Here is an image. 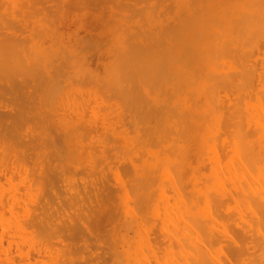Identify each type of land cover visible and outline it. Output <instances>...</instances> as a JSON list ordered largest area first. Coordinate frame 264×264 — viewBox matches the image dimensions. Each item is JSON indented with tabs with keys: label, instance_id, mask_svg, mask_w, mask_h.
Here are the masks:
<instances>
[{
	"label": "rangeland",
	"instance_id": "374dc122",
	"mask_svg": "<svg viewBox=\"0 0 264 264\" xmlns=\"http://www.w3.org/2000/svg\"><path fill=\"white\" fill-rule=\"evenodd\" d=\"M2 1H0V26H2L0 28L1 29L4 28V29H2L0 31V35H1L0 36V42L2 40L5 43V41L7 40L6 41L7 43L2 45V46L5 45L6 51H5V49L0 48L1 50H4V51L0 52V56L5 58L4 59V58L0 57V59H1L0 60V125L2 126L1 128L5 127V129L4 128L3 129L7 130V131H4L3 129L0 128V132H1V130L3 132V134L1 132L2 136H0V141L2 140L1 141L2 145L0 144L1 145L0 146L1 147L0 148V219H1L0 220V233H1V228L3 230V233L0 234V241H1L0 242V264H117V263L118 264H148V263L152 264L150 262L152 260H153L152 262L154 264H204L205 262H206L205 264H208L209 262L212 264H219V262H220V264H226V263L227 264H250L248 262L251 259H252L251 261H253V259H254V262H252L251 264H255L256 259H257L256 264H264V249H263V246H264V243H263V241H264V229H263L264 228L263 227V225H264V214H262V213H264V211L263 212L261 211V209H263L264 206L260 207V205H258L260 200H261L260 204L261 203H262L261 205L264 204V189H263L264 184L262 186V184L261 183L258 184V181H257V180H259L260 182L264 183V155H263L264 154V145H262V143H264V140L262 141V139H264V136H263L264 130H262L264 127V123H262L264 121V115L262 113H260L259 110H257V108H258L257 106H259V108L261 109V112H264V110H262L264 108V107L262 108V106L264 105L263 104L264 100L261 98V96L256 95V93H257L256 91H261V90L263 91V88H264L262 85V83L264 84V77L262 76L264 74L258 73L260 71L264 72V70H263L264 69V66H263L264 61L262 62L263 65H261L258 61V60H260V62H261L262 60H264L263 59V55H264V52H263V50H264V43H263L264 42L263 41L264 31H262V33H261V31H259L261 35L257 34L259 32H257V33L255 32L256 34H254L253 33L254 30L256 29V31H257V28H258V30H261V28H259V27L262 25L261 24L260 25L258 24L259 26L256 24L252 25L254 23L252 21H255V22L257 21V19H256L257 17L253 18L254 17L253 14H255L257 12L256 6H257L259 0L257 3H256L257 0L256 1L255 0H240V2H239V0H234L235 3L233 2V0H227V1L226 0H219V1L218 0L217 1L216 0H214V1H211V0H206V1L205 0H190V1L189 0H187V1L186 0H172L171 1L170 0L171 2H169L168 0H161V1L160 0H151V1L150 0L149 1L144 0L145 3H143L144 2L143 0H128V2H127V0L126 1L124 0L123 2L126 4L121 3V2L119 3L122 6H126V8H124V9H122L123 8L122 6H120L122 8L118 7L119 5H117V2H119V0H113L111 2H109L110 0L109 1L108 0H101V2H100V0H96V1L95 0H91V1L90 0H35L36 2L34 0H30V1L29 0H22V1L18 0L19 2L21 1L20 3L17 0H12V2H11V0H2ZM7 1H9V2H7ZM23 1L24 2L29 1V2L22 4ZM31 1H33V2H31ZM97 1H98V3H97ZM134 1H136L137 3ZM158 1H159V3H157ZM191 1L193 4H194V2L197 3V6L195 3V6L197 8H199L201 6H204V8H205L206 5L207 6L208 5L211 6L212 4L213 5L211 7L208 6V9L205 8L206 12L203 10V7H202V12H199V11H201V9L199 8L197 11V12H199V14L197 12H195V15H194V13H189V12L194 11L192 9L193 4L191 3ZM220 1H222V2L225 1V2H223V4H222ZM250 1L252 3H254L253 6H251L252 3ZM16 2H18V3L15 5ZM95 2H96V5H95ZM133 2H134V4H133ZM153 2H156V3H154V5H152ZM212 2H215V3H212ZM36 3H38V6ZM102 3L103 4L105 3V5H103ZM146 3H148V4H146ZM169 3H171V5ZM5 4H6V6H5ZM9 4H10V6L11 5H13V6L10 7ZM228 4H229V6H228ZM22 5L24 7L26 6L25 7L26 9H24ZM222 5H224V6H222ZM244 5L248 8L244 7ZM248 5L251 7L249 8ZM16 6L17 7L19 6L21 8L20 9L16 8ZM129 6H130V9H129ZM146 6L149 9H147ZM114 7H116V8H114ZM131 7H133V8H131ZM162 7H164V8H162ZM165 7H167L168 9ZM180 7H182V8H180ZM184 7H186V8H184ZM215 7H217V8H215ZM22 8L26 11L22 10ZM31 8H32V10H31ZM40 8H41V10H40ZM91 8H92V10H91ZM155 8H156V10H154ZM169 8L171 9L170 11H169ZM193 8H194V6H193ZM262 8H264V6H262V4H260V5L258 4V10H259V12L262 13V14L260 13V15L263 16L261 18L259 15V12H257L258 15H257V13L255 14V16L257 15L262 19L261 20L258 17L259 18L258 22L264 21L263 20L264 19V11H263L264 9H262ZM93 9H95V10H93ZM128 9H129V11H127ZM131 9L133 12L134 11L135 12L134 13L131 12ZM30 10L33 13H31ZM42 10H44V12ZM46 10H48V11H46ZM116 10H118L119 12ZM122 10H124V11H122ZM190 10H192V11H190ZM225 10L230 11V12H228V11L225 12V14L229 13V15H230V17H229V15L227 16V17H229L227 20L224 19L225 16L223 17ZM251 10H253V11H251ZM255 10H256V12H255ZM56 11H58V12H56ZM140 11H142V13ZM181 11H183V12L188 11V12L187 13L185 12V14H184V13H180ZM22 12H25V13H22ZM49 12H50V14H49ZM87 12H88V14H87ZM130 12L133 13V15L132 14L129 15ZM220 12H221V14L223 12V14L221 15ZM253 12H255V13H253ZM126 13H127V15H126ZM235 13H238V14L242 13L243 15H245L244 16L245 19L246 18L248 19V17L251 16L252 19L249 18V19H251V21L250 20L249 21L252 22V24H249V22H248V24H244V22L247 23V21H244L245 19L242 20L243 23H241V25L242 26L246 25V28H247V29L246 28L243 29L244 26L243 27L239 26L240 18H239V20L237 18H238V16L241 17L242 19L244 17L241 16L242 14L241 15L237 14L238 15L237 16ZM15 14L20 16V17L18 19H16L18 16H16ZM22 14H24V15L21 16ZM40 14H42V15H40ZM171 14H173V15H171ZM180 14L181 15L184 14L186 17L185 16L183 17V15L180 16ZM233 14H235L237 17L235 16L236 18H233L234 17ZM206 15L208 17L211 15L210 16L211 18L208 19V17ZM246 15H247V17H246ZM26 16L29 18H27ZM196 16L198 18H196ZM217 16L221 19L220 21H219V18H217ZM30 17L34 18L36 22L34 20H32V18H30ZM39 17H40V19H39ZM205 17H207V18H205ZM24 18H26L25 23L23 21ZM178 18H179V20H178ZM181 18H183V19H181ZM193 18H196L197 20H195V22H193L194 21ZM174 19H176V21H174ZM184 19H186L187 22L186 21L185 22L187 24H188V20H189L190 24H188V25L185 24L183 22ZM191 19H192V21H191ZM200 19L201 20L203 19L204 21H202V22L198 21ZM223 19H224V22H226V23H223ZM231 19L232 20L236 19L238 21L237 24L235 23L236 27H233V29L234 30H236V29L240 30V34H236L237 31H235L236 33L234 32L235 34L233 35V37H232V34H233L232 33L233 32L232 26L234 24L232 25V23H233V21L236 22V20L231 21ZM206 20H208V21L210 20L212 22V24L210 23V21H209V23L211 25L206 23ZM6 21H9V22H7V24H6ZM20 21L21 22L23 21L22 23L25 24L26 26L23 27L22 26L23 24H21ZM43 21H45V22H43ZM144 21H145V23H143ZM229 21H230V23H228ZM242 21L240 20V22H242ZM14 22H16V23H14ZM167 22H171V23L168 24ZM197 22L201 23V24L204 23V26L206 25L205 26L206 29L204 28L203 24L201 26V24H198ZM4 23H5V25H4ZM13 23L16 27H19V28H17V30L19 29L18 30L19 32L13 28V27H15L13 25ZM47 23L49 24L48 26H47ZM177 23L179 24V26H177L178 25ZM216 23L220 27L217 26V28H216ZM219 23H221V24H219ZM39 24H40V26H39ZM171 24L178 27V28L174 27V30H175V28L179 29V27L181 25L184 28V30H186V32L185 31L183 32V30H181V28H180V30H177V31H180L183 33H181V34H178L180 32L174 33L173 32L174 30H173L171 34L174 37H172V36L168 37V35H171V34L165 35V33L167 32L166 28ZM184 24H185V26H184ZM222 24H224V26L227 27L229 30L228 29L226 30V28H224ZM262 24H263V22H262ZM11 25H13V26H11ZM32 25H34V26H32ZM42 25L45 28V29L43 28V30H41ZM197 25L199 27L200 26L201 27L199 28V27H197ZM209 25H210V28L207 29V26L209 27ZM247 25H248V27H249V25H252V27H254L256 25L257 28L253 29V28L249 27V29H248ZM109 26L112 29V31L110 30ZM115 26H117V27H115ZM189 26H191L192 29ZM263 26H264V24H263ZM30 27H33L32 31H31ZM185 27H187V29ZM6 28H8V29H6ZM9 28H10V30H9ZM161 28H163V29H161ZM172 28H173V26L172 27L169 26L167 33H169V31L172 30ZM218 28H222L225 31L223 32V30H219ZM23 29H24V32H23ZM36 29H38V30H36ZM46 29L49 31H47ZM126 30H127V32H126ZM133 30H134V32H132ZM138 30H140V34L137 33V32H139ZM144 30H146V31H144ZM159 30L160 31L162 30V32H165L164 30H166V32L162 33ZM193 30H194V32L197 31L198 34L201 31L202 33H200V35L203 34L205 37L207 36L208 38L206 37V40H205L204 36L202 35L199 38L200 41L198 40L196 42V40L198 38L196 39V36H197V35H195L196 33L193 32V34H191ZM244 30H245V33H247V35L245 33H243ZM246 30L250 32V35H248V32H246ZM26 31H28V32H26ZM34 31L36 33H34ZM37 31L39 34L41 33L40 34L41 36L38 35ZM212 31L215 32L214 35L217 33L219 38L215 37L212 34ZM221 31H222V33H226L227 36L225 35L226 37H224L223 35H221L222 33H219ZM229 31H230V33H229ZM241 31H242V35H241ZM1 32H3L4 35ZM46 32H47L48 36H45ZM135 32L137 34H135ZM7 33H10L9 34L10 36H8ZM22 33H24V34H22ZM125 33L128 34L127 37L129 36V38H127L129 40H127V41L124 39V38H126ZM148 33L149 34L151 33V35H149ZM184 33H186V36ZM49 34H50V40L48 38ZM53 34H54V36H53ZM145 34H147V35H145ZM152 34H153V37H152ZM157 34H159L160 37ZM243 34L245 35V37L243 36ZM13 35H14V37H16V36L17 37L14 38ZM116 35H119V38ZM164 35H165V38H169V40H170V37L174 38L175 40H170V42H169L168 39L163 38ZM177 35L181 36V38L180 37L176 38ZM220 35H221V37H220ZM32 36L34 38H32ZM42 36H43L44 40H42V38H41ZM130 36L131 37L133 36L131 39L132 40L131 42H133V43L128 42V41H130ZM147 36H149V38L150 37L152 38V39L148 38L149 43H151L153 41V38L155 39L154 42H157L156 38H158L159 45L163 46V47L162 46L159 47V45L156 44V45H158V48L157 47L156 48L159 49L161 53L165 52L163 54V56L160 55L161 56L160 57L159 54H157V53H155V54H157L156 55L157 59L159 61H161V59H162V62L164 64L162 62L159 63V61L155 60L156 56L153 57V55L151 54L152 52H149L150 50H153V49H151L152 45H151L150 50H149V48H147V50L145 49L147 46H149L148 41L147 42L145 41V40H147ZM194 36H195V41H194ZM228 36H229V38H228ZM235 36H237V38L240 40V41L237 40V42H239V44L234 43L235 47H233L234 45H233V42L231 41L232 42L231 46L233 48L230 49L231 43L229 41L232 40V38H234ZM253 36H254V38H255V36L256 37L259 36L258 41H260V42L254 41L256 43L251 42V43H253L251 45V43H249V39L251 40V38H253ZM185 37H188V38H185ZM35 38H37V39H35ZM143 38H145V40H143ZM160 38H162L163 41L162 40L160 41ZM190 38H193V39H190ZM215 38H216V40H215ZM254 38L252 40H254ZM40 39H41V41H40ZM55 39H57L56 42H54ZM134 39H136L138 43ZM225 39H228V40H225ZM234 39H235L234 41L236 42V37ZM261 39H262V41H261ZM124 40H125L126 44H124L122 42ZM166 40H167V42H166ZM183 40H185V42H184L185 44L183 43ZM202 40H203V42H201ZM243 40H247V41H243ZM255 40H257V38H255ZM9 41H10V43H8ZM142 41L144 44H142ZM164 41L168 45L171 43V41H172V43H173V41H174V43L177 41H180V44L181 43H183V44L179 45V42L172 44L171 46L168 47V52H166L167 51V46H166L167 44H164L163 43ZM188 41H190V42H188ZM217 41L218 42L221 41L222 43L219 44ZM223 42H224V44H223ZM242 42L243 43L246 42L245 44H248L249 46L247 45V47H243L244 44H242V46H241ZM11 43L13 44V46ZM57 43L62 46L63 50L60 46L62 53L59 52L60 48H59V45ZM134 43L135 44L140 43V45H136V46H142L143 47L142 49H145L148 53H150L152 55L151 56L149 54L151 57L154 58L153 60H151L152 62L154 61V63H156V61H157L156 65L154 63H152L153 65L156 66V68H159L158 63H159V65L162 63L161 64L162 66H160V68L158 69L159 71H162V72H160L161 74L159 73V75H158L157 69L154 66H153L154 68H151V67L148 68V66H152V64H151V61L149 62L150 59L148 57V54L145 53L146 51L145 52L142 51L140 57L138 56L139 60H140V58H142L143 63L139 62V64H138V62H135V59L137 58V54H135V55L132 54V56H126L128 52L133 51V49L135 50L134 47H136V46ZM147 43H148V45H147ZM188 43H190V44H188ZM191 43H192V46H191ZM194 43L196 44L195 46H193ZM203 43H206L208 46L206 44H204L202 47ZM9 44H10V46H9ZM18 44L19 45L21 44V45L19 46ZM45 44L49 45V46H45ZM128 44L130 45V47L133 45H134V47H131V48L128 47L127 48L128 52H126V50H127L126 47L128 46ZM131 44H133V45H131ZM23 45L26 46L25 48H27L26 49L27 52H26V50L24 51L25 48H23L24 47ZM108 45L110 48L108 47ZM145 45H147V46H145ZM261 45L263 47H261ZM113 46H114V48H113ZM182 46H186L185 48H189V49H190V47H192L193 49L189 50L188 53L189 54L193 53V52L194 53L192 55L190 54L191 56H189V57L187 56V54H188L187 53L185 55V57H180V60H181L180 61L179 56L184 55V54H182V52L186 50L185 48L178 50ZM223 46L225 48H223ZM226 46L228 49L226 48ZM254 46L257 48L260 47V49H259L260 54L258 53V49L254 48ZM44 47H45V49H44ZM55 47H56V50L54 49ZM208 47L209 48L210 47L223 48V50L219 49L220 57L222 54L223 60L221 58H220L221 59L220 60L218 58V56H215V54H213V55L216 57L217 61L213 60L212 57H211V59L214 61V63L218 62L217 64H220L221 66H226L224 68L225 71L223 70V67H220V65L219 66L217 65L218 67H220V68L217 67L218 69L214 68L213 65H210V66L208 65L209 64L208 60H211V59H208V57L210 58L211 53L215 52L218 49L215 48L216 50H214L213 52H210L209 55H207L208 53L206 52L207 54L205 53V56L203 58L204 53H202V52H204L205 50H207V51L213 50V48L209 49ZM15 48L17 51L15 50ZM116 48L119 50H117ZM140 48L141 47H139V50L141 51L142 49H140ZM160 48L161 49L164 48V49H166V51H162ZM199 48L201 50H204V51H200V50L198 51L197 49H199ZM238 48H239V51H238ZM246 48H248L250 51L247 50ZM252 48L255 49L256 51H254ZM58 49H59V51H58ZM232 49H233V51H231ZM235 49H236V51H234ZM10 50L12 53H10V56H9ZM116 50L118 51V53L120 51V54H118ZM136 50H138V49L136 48ZM228 50H229V52H228ZM245 50H247V51L245 53H243V51H245ZM54 51H55V53H54ZM114 51H116L114 53L115 56L113 54ZM138 51H136V52L134 51V52L137 53ZM186 51H188V49ZM186 51H185V53H186ZM224 51H225V53H224ZM13 52L15 54H13ZM57 52H59V54H57ZM69 52L72 53V55ZM121 52L124 54H122ZM139 52H138V54H140ZM153 52H155V51H153ZM195 52L199 53V54H196ZM232 52L234 53V55ZM251 52L254 53V56H253V54H251ZM2 53H3V55H2ZM19 53H20V57L19 58L15 57V56L19 55ZM25 53H27L26 54L27 56L25 55ZM73 53L75 55H73ZM166 53L167 54L169 53L171 60H173L172 62L170 59H168L169 55H167ZM217 53L218 52H216V55H217ZM228 53H229V56H227ZM246 53L251 54L252 59L250 58L249 61L252 64L248 62L247 58H246L247 60L245 61V59H244L245 57L242 54H245V56L248 57L249 55H247ZM261 53H262V56H260ZM4 54L5 55L7 54V56H5ZM63 54H65L66 56L65 55L63 56ZM76 54H77V56H76ZM111 54L113 56H111ZM129 54L130 53H128V55ZM143 54L147 55V56H145L146 58L148 57V59H146L147 61H144L145 57H143ZM200 54H202V55H200ZM236 54H240V56H237ZM104 55L107 58H105ZM116 55H120V57H121V55H125L126 59L125 58H123V59H125L126 61H122V57L119 58L120 60H118L117 58L119 56H116ZM196 55H199L200 57L197 56L198 57V59H197ZM224 55H226L228 57V59H231L229 61V63H228L227 57H225ZM230 55H231V57H230ZM38 56H40V57H38ZM60 56H63V57H60ZM164 56H166L167 59H166V57L164 58ZM233 56H234V58H233ZM11 57H13V58H11ZM28 57H29V59H27ZM35 57H36V59L34 60ZM111 57L113 58V60H115V58L117 60L112 61ZM159 57H160V59H159ZM191 57H192V59H191ZM224 57H225V59H224ZM21 58L24 60H22ZM37 58H38V60H37ZM53 58H55V59H53ZM199 58H201V60L203 58L205 63L204 62L201 63V60H199ZM17 59L19 61H17ZM127 59H128V62H127ZM130 59H132V60H130ZM163 59L165 60V62L163 61ZM174 59L176 61L178 60V62L180 64L182 62H185L186 66H185V63H182L183 64V65L181 64L182 66L176 65V61ZM190 59H191V61H189ZM193 59L194 60L197 59L198 63L193 64V63H195V61ZM242 59H244V60L242 61ZM21 60L23 61V64H22ZM48 60H50V61H48ZM139 60H136V61H139ZM167 60L168 61L170 60V62H168ZM212 60L210 63L214 64V63H212L213 62ZM232 60H234L233 63H232ZM238 60H241V62H239ZM256 60L258 62H256ZM199 61H200V63H199ZM237 61H238V63H237ZM17 62H18V64H16ZM47 62H49V63H47ZM119 62L121 63L120 65H122V66L124 65L126 71H128L126 73L124 68L122 66H121L122 68L120 67V69H121L120 71H123L122 73H126L125 75L120 73L119 70H116L119 68V64H117ZM124 62H126V63H124ZM146 62L147 63L149 62L151 65L150 64L148 65ZM230 62L232 63V66H231ZM109 63H110V65H109ZM144 63H146L147 65ZM179 63H177V64H179ZM239 63L241 64V66H239L240 65ZM246 63L248 64V66L252 65L253 67H246L247 66ZM20 64H22L23 66ZM141 64H143V66H141ZM253 64L256 66H254ZM117 65H118V68L114 69V67H117ZM126 65H129V66L132 65L131 66L132 69L128 70L129 68ZM167 65H169V66H167ZM172 65L174 68L172 67ZM193 65L195 67L198 66V67H201V69L205 68L208 70H204L202 72V70L197 68V70L199 69L200 74L202 72V74H201L202 77L199 74H197L199 76H196L195 74H193V73L197 72L196 68ZM242 65H244L243 67H246V68H243ZM21 66H22V68H21ZM37 66H40V67H37ZM60 66H61V68H60ZM111 66H114V67H111ZM134 66H137V67H134ZM236 66H237V68H236ZM23 67L24 68L26 67L24 69L26 71L22 70ZM52 67L54 68V70ZM210 67H212V68H210ZM240 67H242L245 70V73H243V74H246L245 76H247V78H245V76L242 77V80H239L240 78L239 79L236 78V79H238L237 80L238 82L234 78L230 79L232 81V83L235 81L234 83L236 84V82H237V87H236L237 89H236L235 84L233 83V85H232L228 80L230 77L231 78L235 77V75L237 77V74H238V77L242 76V74L239 75L240 74L239 71H241L239 69H242ZM18 68H20V69H18ZM105 68H106V70H110V71H106ZM136 68H137V70H136ZM150 68L153 69V72H151V73L152 74L157 73V75L154 76V75L150 74L151 77L149 75V78H148V77H146L148 75L147 73L152 71ZM166 68H169V70ZM230 68H232V69H230ZM233 68H234V70H233ZM103 69H104V71H103ZM143 69H144V72H143ZM194 69H195V71H193ZM209 69H211L212 71L210 72ZM246 69H248V71L251 69V71L254 73H251V71L248 72ZM19 70H21V71H19ZM219 70H220V72H218ZM235 70H237L238 72L234 73ZM257 70H259V71L257 72ZM29 71H31L32 73ZM45 71H47V72H45ZM50 71H51V73H50ZM116 71L119 72L118 77H116L117 76ZM133 71H135V72H133ZM139 71H142V73H143V74L142 73H140V74H142V75L147 74V75L142 76L140 78V77H138V75L139 76H141V75L139 73H136ZM163 71H166V72H163ZM167 71H168V74H167ZM180 71H181V73L178 75L176 72H180ZM188 71L189 72L191 71L190 74L188 73ZM255 71H256V73H255ZM105 72H107V73H105ZM114 72L116 73V76H115ZM208 72L210 75L212 74V76L215 73L216 74L218 73V75H220V73L222 72L223 75L221 74L220 77L218 75H217L218 78L214 77V76L213 77L215 78V80H218L217 83H219V79L220 80L221 79L222 80L228 79V80H226L228 83L226 81H221V83L219 85L217 83H214V81L208 82L206 79H203L204 78L203 75L206 74L208 76ZM135 73H136V76H133V75H135ZM228 73H230V77L225 78V76L229 75ZM241 73H242V71H241ZM249 73H251V74L248 76ZM106 74H108L107 76H110V75H112V76L106 77ZM120 74H122V75H120ZM256 74L257 75L262 74V75H261V77L258 78V76H256ZM28 75H30V76H28ZM103 75H105V76H103ZM129 75H130V78L128 77ZM181 75H183V76H181ZM210 75H209V77H210ZM23 76H24V78H23ZM131 76H133L134 78ZM163 76H164L165 82H167V83L163 82L164 80H163V78H161ZM189 76L192 79L194 77H197L196 78L197 81H196V83H194L195 86L194 85L192 86V83H193V80H192V83H191L192 87L191 86L186 87V82L190 78ZM254 76H256V78ZM105 77L107 79L108 78L109 79L107 80ZM143 77H145L144 80H146L147 78L149 80H150V78H152V79L154 78L156 81L158 80L157 86L160 83L161 85L159 84L158 88L161 89V87H162L163 92L160 89L156 88V86H155V88H154V86H151L155 82L154 80L151 79L150 82L149 81L147 82V80H148L147 79L144 82ZM172 77H176L177 82L175 81L176 78H172ZM209 77H207V79ZM213 77L212 78L210 77V78L214 79ZM249 77H252L251 78L252 80ZM253 77L255 78V81H253V79H254ZM262 77H263V79H262ZM100 78L101 79L103 78L102 81H105V82L103 83ZM118 78L120 81H123V80L125 81V79H127V78H129L128 80H131V81L126 80L124 85H123V82H120V83H122L121 89L124 87L123 90H121L120 86L118 84L119 80H116ZM168 78H170V79H168ZM243 78H245L246 80L244 79V81H243ZM257 78L258 79L261 78L263 80L262 83L259 84V82H261V81H259ZM24 79H25V81H24ZM184 79H186V82H184L185 81ZM97 80H98V82H96ZM134 80H135V82H134ZM205 80L207 81L206 83H205ZM140 81H141V83H139ZM173 81L175 82V84ZM239 81L240 82H246L247 81L248 83L246 82V83H244L245 86H242L239 84L240 83ZM250 81H251V83L255 82V83H253V85L257 83L256 86L254 85V87H256L255 89L253 86H250V88L253 87V90H255L256 93L253 92L252 89L248 88L249 85L251 84ZM100 82H101V84H100ZM172 82H173V84H172ZM133 83H135V84H133ZM148 83H150V84H148ZM212 83L215 86L217 84L219 88L221 87V85H223L221 88L224 89V87H225L228 91H230L231 94L228 92L225 93V91H227L226 89L223 91L224 93L221 92L222 91L221 88H220L221 91H219L220 89H217L218 93L217 92L214 93L213 91H217L216 90L217 87L212 86V88L213 89L215 88V90L210 89V85H213ZM39 84H41V86ZM106 84H107V86H104ZM228 84H231V88L233 90L232 89L230 90L228 88V86L230 87V85H228ZM241 84H243V83H241ZM246 84H249L247 88H246ZM77 85L80 86V88ZM84 85L88 87L86 89L87 93H86L85 89H82V88H86V87H84ZM125 85H126V87H125ZM145 85H146V87H145ZM176 85L178 87H176ZM179 85H183L182 89H181V87H179ZM188 85H190V84H188ZM208 85H209L208 90L210 89L212 92H209V93L207 92ZM36 86H38V87H36ZM66 86H67V88H66ZM69 86H70V88H69ZM98 86H99V89H98ZM116 86L119 87V89H117ZM127 86L134 87L136 89V91H138V92L135 93L136 92L135 89L133 90L131 88V90L133 91L132 92L133 94H132L131 90ZM241 86H242V88L244 87L245 89L244 88L242 89ZM33 87L35 88V90ZM105 87H108L109 89H106ZM113 87H115V88H113ZM196 87H198V88H196ZM204 87L206 88L205 89L206 91L204 90ZM36 88L42 89V91L41 90L38 91V89H36ZM65 88H66V90H65ZM89 88H91V89L89 90ZM101 88L104 89L103 90L104 93H103V91H101L102 90ZM149 88L151 90H154V91H151V92H154L153 93L154 95L150 92ZM12 89L15 90L14 95L18 91L17 94L15 95L16 97L18 96L17 97L18 100L13 99V98H11V99L9 98V96L13 97L11 95L13 92ZM96 89H98V91ZM114 89H116L117 92ZM127 89H129V91ZM164 89L166 92H164ZM166 89L169 91H167ZM172 89H174V90H172ZM234 89H236V90H234ZM246 89H249V91L247 92ZM33 90H34V92H33ZM49 90L51 91L50 93H52V94L49 95V97H48ZM53 90H54V92H53ZM108 90H110V91H108ZM113 90H114V92H113ZM159 90L162 93L159 92ZM94 91L95 92L97 91V92L95 93ZM125 91H128V93L130 92V94H127ZM190 91L191 92L193 91V93H195L192 96L189 94L187 95V96H190L191 102L189 101V98L187 96H184L185 94H187ZM57 92H59V94H57ZM98 92H100L102 95L101 94L99 95ZM105 92L107 95L106 100L112 94L109 98L110 99L113 98V99H111V100L108 99V103L106 101L104 102L105 99L104 100L102 99V96H104ZM157 92H159L160 94H158ZM183 92L184 93L186 92V93L183 94ZM191 92H190V94H191ZM244 92H246V93H244ZM250 92L254 95H251ZM65 93L67 94L66 96H65ZM113 93L120 94V97L117 94H116V96L113 95ZM121 93H123V96H125V97H123L121 95ZM134 93H135V96L137 94L141 95V96L135 97ZM177 93H178V95H177ZM205 93H207L206 94L207 96H205ZM210 93H213L214 95H216V102H215L216 105H215L214 111H217L218 113L215 112L217 114L221 113L219 115V117L217 116V114H214V111H209V109L210 110L213 109L212 107L214 104V103L212 104V102L210 103L209 98H207V97L213 95V94L210 95ZM233 93H234V95H237V93L238 94L243 93V94L242 95L239 94V96L237 95L238 97L241 96L239 99L237 96L234 97L232 95ZM55 94H57V96ZM156 94H158V95H156ZM203 94H204V96H203ZM261 94H262L261 92H260V94L258 93V95H261ZM19 95H20V97H19ZM52 95L55 96L53 100H52V98H53ZM59 95H61L63 97H61ZM81 95H83V96L85 95L86 97L84 96L85 97L84 98ZM166 95H169L170 99L172 98L171 100H173V102L169 99V96L166 97ZM176 95L178 97H176ZM247 95L250 96V99H252L253 101L248 100L249 97ZM29 96H31V97H29ZM79 96L81 98H79ZM142 96H144V97H142ZM163 96L168 98V99H166V101L168 100L171 102V105L169 107L167 106L168 102H166L164 100L165 97L163 98ZM202 96H203V101H202ZM213 96H211V97H213ZM219 96H224V98L226 100L229 98L228 96H233V99H231L232 97H230V99L232 101L230 99H228L226 101V103H224L223 98L221 99V100H223L222 102L220 101L219 98H217ZM70 97H72V98H71L70 103H69ZM73 97H75V99ZM196 97H198V98H196ZM205 97H206V99H204ZM56 98H57V100H59L58 103L56 102L57 101ZM63 98H65V99H63ZM82 98H84V99H82ZM96 98H98V99H96ZM124 98H126L127 101L129 99L131 104H129L130 102L128 101L129 102V103H127L128 105L125 106L126 105L125 102L122 103L123 101H125ZM175 98H179L178 101ZM236 98L239 99V102L234 100ZM244 98L247 99V102H246V100H244ZM48 99H50V100H48ZM79 99L82 103H80ZM89 99H90V101H89ZM130 99L135 100L136 103L132 104L133 101H131ZM198 99H200V100H198ZM207 99H208V101H207ZM213 99H215V98H212V99L210 98V101H212ZM218 99L220 101L219 103H217ZM20 100L23 102H19ZM51 100L54 102H51ZM60 100H61V102H60ZM73 100H74V104H73ZM119 100H122V101H119ZM142 100H144L145 102L147 101L146 104L145 103L141 104V105H146L144 107H146L147 109L144 107H143L144 108L143 109L142 106L141 107L138 106L142 102ZM163 100L166 102V105L164 104L165 102H163ZM181 100H182V102H181ZM186 100H188V101H186ZM240 100H241V102H240ZM258 100L260 103L259 105L257 103ZM16 101H18L19 103H17ZM28 101H30V102L28 103ZM161 101H162V105H161V103H158ZM195 101H196V103L199 102V104L201 105V107H203V109L197 104H196L197 105L196 106L194 104ZM234 101H236L238 104L239 103L240 104L238 105L236 103L234 105V103H235ZM261 101H263V102H261ZM117 102L119 104L121 102V104L119 105ZM188 102H189V104H188ZM202 102L203 103L207 102V103L202 104ZM229 102H232V103L234 102V103L229 104ZM21 103H25V105L27 103L28 104L25 106L24 104L22 105ZM45 103H46V105H45ZM76 103H77V106L75 105ZM88 103H90V104H88ZM110 103H113L114 106ZM223 103H224V105H223ZM18 104H20L21 106H19ZM148 104L150 106H148ZM174 104L179 105V106H176ZM217 104H219V105H217ZM28 105L30 107L33 106L32 108H34V109H32V110L30 109V111H26V110H28L27 108H30ZM51 105L52 106L54 105L53 110H56V111L53 112L52 108H49ZM102 105H103V107L101 109ZM225 105H226V107H225ZM232 105L236 106V107L238 105V108L241 107L242 109L238 110V108H237L236 109L237 112H235V109L232 110L233 108H235ZM24 106L26 107V110H25ZM161 106H163V107H161ZM174 106H176L175 107V108H177L176 110H175V108L173 109ZM198 106L200 108L197 109L196 107H198ZM206 106H208V107H206ZM227 106H229V107H227ZM76 107H80V108L76 109ZM88 107H89V109H88ZM108 107L109 108L112 107L110 109L111 111L109 110ZM133 107L136 108V111H137L138 107H139V110L141 109L140 111H142V109H143L144 112L142 111V113L138 112L139 110L137 111V113L139 114V115H137L138 120H139V117L140 118L143 117V119H141V120H143V123H141V120L136 121L137 117L135 118L134 113L133 114L131 113L132 112L131 108L134 109ZM216 107H219V109L216 110ZM222 107H224V109H222ZM85 108H87V109H85ZM126 108L130 109L129 111H131V112L126 110ZM159 108H160V110H159ZM180 108H181V110H180ZM227 108L228 109L232 108L231 113H232V111H234L233 113H237V115H238V113H242V114L241 115L239 114L238 116L235 115V117H233L234 114L232 115L230 112L227 113V111H228ZM169 109H171V110H169ZM201 109L202 110L205 109L206 111L205 110L202 111ZM225 109H227V110H225ZM90 110L93 113L90 112ZM100 110L102 112L103 111L104 112L101 114ZM112 110L114 112H112ZM124 110H126V112H129V113H125L124 116L122 115V117H124V118H122L121 112L124 113ZM166 110H168V111H166ZM14 111L18 112L17 114H19V117H17V118L19 119V121L16 118L17 114H16V116L11 115L12 113L13 114L16 113ZM23 111H25L26 113ZM136 111H135V109L133 110V112H136ZM182 111H186L187 113L186 112L184 113ZM222 111H226V112L222 113ZM242 111H245L244 113L246 115ZM29 112H30V114H29ZM52 112H53V114H52ZM69 112L71 114H69ZM85 112H86V114H85ZM107 112L109 115H107ZM180 112H181V114H179ZM206 112L207 113L213 112L212 114H214L215 116L213 115L210 117L211 114H209V116H208V114L206 115ZM48 113H50V114H48ZM143 113H146V116ZM165 113H167V114H165ZM177 113L179 114L178 116H176ZM183 113L186 115L184 116ZM192 113H195V114H192ZM202 113H204V114H202ZM22 114H24V116ZM34 114L37 117V118L36 117L35 118L38 120H36L34 118ZM51 114H52V116H51ZM56 114H57V116H56ZM59 114H60V116H59ZM129 114H131V115H129ZM170 114L172 116L168 117V115L170 116ZM174 114L177 118L175 116H173ZM189 114L194 115L193 116L194 118H191L192 116H190ZM226 114L227 115L230 114L233 117V119L230 115L227 116ZM104 115H106V116H104ZM125 115H126V117H125ZM198 115H200L199 121H197ZM222 115L227 116V117L225 116L226 120H225V118L223 119L224 116H222ZM14 116H15V118H14ZM110 116H111V118H109ZM206 116H208V117H206ZM9 117H11V119L14 118L13 120L14 121L17 120V121L16 122L11 121ZM31 117H32V120H30ZM102 117L104 119H102ZM120 117H121V119H118ZM133 117L135 118V120L133 119L134 122L132 121ZM149 117H151L150 118L151 120H148ZM165 117L170 118V119L169 120L165 119ZM173 117H175V118H173ZM183 117H185V118L180 120ZM238 117H240L242 119V121L244 122L243 123L241 121V123H243V125L239 123V125H233L232 126L233 123L238 124V122H236V121L240 122V120H238L240 118H238ZM6 118H8V119L5 120ZM26 118H28V119L30 118V119L27 120ZM105 118L106 119L109 118V119L106 120ZM125 118L127 119L126 121L129 122V123L128 122L127 123L129 124V127L131 129L129 127L128 128L126 127L127 123L122 122L123 121L122 119H125ZM212 118H213V120H212ZM221 118H222V121L220 123ZM227 118H230L231 121L234 120V121H232L233 123L229 122L230 120H228ZM55 119H56V121H55ZM129 119H130V121H129ZM210 119H211V121L208 122V120H210ZM119 120H120V122H119ZM246 120H247V123H246ZM29 121L33 122L35 124V126L33 123H30ZM53 121L56 122V125H58L59 127L55 126L56 127L55 128L54 127L55 123ZM169 121H170V123H169ZM12 122H13V124H12ZM21 122H22V124H21ZM88 122H89V124H88ZM131 122H133V123H131ZM206 122L208 124H206ZM10 123L12 124V126ZM76 123H78L80 125H81V123L84 124V126H86L85 127L86 129L84 128L83 125H81L82 128L81 127H79V129L77 128L78 131L74 130L75 126L78 125ZM105 123H107V124H105ZM134 123H138V124L132 125V127H131L130 125L134 124ZM24 124H26V125H24ZM87 124L89 125V127L92 125L93 128L91 126L92 129H90L87 126ZM120 124L122 126H120ZM186 124L188 126H185ZM244 124H245V126H244ZM13 125H15V127H13ZM80 125H78V126H80ZM220 125L221 126L223 125V126L221 127ZM17 126H19L20 129H18ZM136 126H138V128H140V129H138ZM202 126H203V128H202ZM226 126H227V128H226ZM250 126H252L250 128V130H252V133H254L253 131H255V133L251 134V132H249L251 136L248 135L249 138L247 139L248 132L246 131V129L248 130V128ZM260 126H262V127L260 128ZM69 127H70V129H69ZM169 127H170V129H169ZM183 127L185 128V130H181ZM220 127L224 128V129H221ZM241 127L244 129L240 130L239 128H241ZM15 128H17V129H15ZM24 128H25V130H23ZM27 128H31V129L28 131ZM57 128H59V131ZM60 128H62V129H60ZM87 128H89L88 131H87ZM136 128H137V130H135V132H134V129H136ZM179 128H181V129H179ZM190 128H191V131H190ZM233 128H235L237 130L239 129V131H242V132L246 131L245 134L243 133L244 137L245 136L246 137L243 138V136H242L239 138L238 135H242V134H238V133H242V132H239L237 130H236L237 135H236V133L235 134L231 133V131H232L231 129H233ZM253 128H254V130H253ZM38 129L40 131L42 130V132L39 133ZM67 129L69 131H67ZM81 129H83V130H81ZM171 129H172V131H171ZM212 129L214 130L215 133L212 131ZM22 130H23V132H21ZM31 130L32 131L34 130L33 133L31 132ZM73 130L75 131V133L72 132ZM89 130H90V132H91V130L94 132L90 133ZM132 130L134 132V135H133V132L130 133V131H132ZM166 130H168L170 132H167ZM186 130H189L188 134L189 135L191 134V136H187L188 134H183V131L185 132ZM222 130H225V131L229 130L230 132L229 131L225 132L224 133V134H226V136H225L224 134H222ZM250 130H248V131H250ZM17 131H18V133H17ZM97 131H98V133L101 132V133H99V136H97L98 135ZM233 131H235V130H233ZM261 131L263 132L262 135L260 134V133H262ZM70 132H71V134H70ZM218 132L220 133L221 137L218 135L219 134ZM11 133H13V134H11ZM26 133H28L30 136ZM42 133H46V134L42 135ZM73 133H74V135H72ZM165 133H167V135ZM230 133L232 136L229 135ZM9 134H10V137H9ZM14 134H16L18 136L16 137V135H14ZM92 134H94V135L92 136ZM182 134H183V136H182ZM165 135H166V137H165ZM222 135H224V136H222ZM228 135L230 136V138L227 137ZM41 136H42V138H40ZM66 136H68V137H66ZM70 136H71V138H70ZM72 136L74 137L73 139H72ZM106 136H110L111 139L109 138V140H111V141L107 140L108 137H106ZM151 136L154 137V138L152 137L153 138L152 140L150 138ZM196 136L198 138V141H195V140H197ZM215 136L220 137L218 139L220 146L218 145V147L216 145V144H218V140H215L217 137L214 139ZM252 136H253V138H252ZM261 136H263V137H261ZM32 137H33V139H31ZM43 137H45V139ZM211 137H213V139H211ZM231 137L232 138L234 137L237 139L239 138V139H238V141H235ZM69 138L71 140H73L75 145L71 140H69ZM117 138L120 139L119 140L120 142L118 141ZM209 138H210V140H209L210 142L208 141ZM41 139H44L43 140L44 143ZM64 139H65V141H64ZM182 139L184 140L183 144H182V142H180V141H182ZM225 139H226V141H228L229 139H232L233 141L231 140V143H230V141L226 142ZM244 139L247 140V142H245ZM113 140H115V141L113 142ZM177 140H178V142H176ZM186 140H188L187 141L188 144H187ZM162 141H164L165 145L163 144ZM223 141H225L224 145H227V146L231 145L230 148L233 152L228 151L229 146L225 147L222 145L224 143ZM70 142L73 143L72 146L69 145V144H71ZM77 142L80 143L79 146H78ZM90 142H91V145H90ZM95 142H97V143H95ZM98 142H99V144H98ZM132 142H134V143H132ZM236 142H239V143L241 142L243 149H242V146ZM65 143H66V145H65ZM67 143H69V144H67ZM82 143H84L85 146L89 145V146H87V149L85 148V146H82V145H84ZM92 143H94L93 146H95V148L92 147ZM105 143L108 145H106ZM113 143H115V145ZM226 143H228V144H226ZM244 143H247L248 145L245 144V146L246 145L249 146L250 149H248L247 146L245 149L244 148L245 146L243 145ZM4 144H5V146H4ZM96 144L98 147L96 146ZM104 144H105V146H104ZM148 144L151 147H148L149 146ZM154 144L156 145V147H154ZM215 145L217 148L215 147ZM45 146H47V147L45 148ZM80 146L82 149L79 148ZM106 146H108V147H106ZM113 146L116 150L113 148ZM221 146H223V148L225 147L224 150H222V152L224 154L222 152L220 153V151H218V150L222 149ZM239 146H241V147L239 148ZM30 147H32V148H30ZM89 147H91V148H89ZM110 147L113 149L109 151L108 148L110 149ZM117 147H118V149H117ZM123 147H124V149H121ZM33 148H34V151H32V152H35V153H31V150ZM92 148L95 149V151ZM156 148L158 150H156ZM65 149H69L71 151H67ZM84 149L86 150V152ZM104 149L106 150L107 154L101 152ZM192 149H194V150H192ZM239 149L240 150L241 149L242 150L248 149L252 153H253V151H255L257 153V155L255 156L256 158L254 157V155H253L254 158H251L252 157L251 154H250L251 156L249 155V157H250L249 159H252V160H250V162L252 161L251 166H250V165H248L250 163L248 161V158L247 159L245 158V157H247L246 155H248L250 152L249 153L244 152L245 153L244 154V156H245L244 162H246V164L248 163L247 164L248 168L243 163V159H240L241 156H239V155L243 154V152H242V150L240 151ZM72 150H74V152ZM83 150H84V152L81 153ZM87 150H89L90 152L92 151V152L91 153L89 151L87 152ZM162 150H163V152H162ZM168 150H169V152H168ZM226 150L228 151L227 153H226ZM69 152H71L72 154L71 153L68 154ZM97 152H99V153H97ZM239 152H241V153L238 154ZM255 152H254V154H255ZM231 153L233 155H231ZM78 154L79 155L85 154V156L81 155L79 157V160L81 162L78 160H77L78 162L76 161V159H78V156H76V155H78ZM192 154L195 157H193ZM219 154H220V156H222L221 154H223V155L226 154L225 156H227V157L225 159L222 157L224 160L221 162L222 158L219 157ZM106 155H110V157L109 156L107 157ZM176 155H178V156H176ZM234 155H235V158L237 157L236 160L239 159L242 166H244V168L246 169L247 173H245V176H244L243 172H246V171H243L244 170L243 167H242L243 169L240 168L241 165L239 164V161L238 162L235 161ZM261 155H263V158L261 157ZM92 156H94L95 161H96L95 156H98L97 158L102 157L99 159L100 162L98 160L96 161V163L98 165L97 164L95 165V163L92 160L93 159ZM186 156H187V160H186ZM83 157H84V159H83ZM87 157H88V159H87ZM89 157H90V159H89ZM106 157L108 160L107 159L104 160ZM218 157L220 160L218 159ZM261 158H262V160H261ZM193 159H194V162H193ZM253 159L256 161H253ZM86 160L88 161V163L86 162ZM90 160L93 163L90 162ZM101 160H102L103 165L101 164ZM184 161H186V162H184ZM191 162H192V164H191ZM229 162L231 163V166H230ZM253 162H255L253 165L254 167L252 166ZM77 163H80L79 165L81 168L77 165ZM236 163H237L239 169L237 167H235ZM262 163H263V165H260ZM82 164L86 165L85 166V168H87L86 170L84 168V165H82ZM89 164H90V166H88ZM205 164H208L207 170H204L206 167L202 170V168L204 166H206ZM173 165H175L174 166L175 170L179 169L178 172H180V170L182 169L181 172H182V174L183 173L184 174L183 175L180 174V175H181V177L183 176L184 178L183 177L181 178L180 175L178 176L179 178H177V176H175V175H178L179 173L177 172V170L175 172ZM217 165L220 166V169H219V167H217ZM93 166H96L97 168L93 167ZM183 166H184V168H183ZM249 166L252 169L253 168L255 169V171H254L255 174L253 173L252 169L249 168ZM185 168L187 169V171ZM93 169L94 170L96 169V170L94 171ZM237 169L239 170L237 172V174L239 175V173H241V175H243L244 178L240 175L238 177L237 174H234V173H236L235 171H237ZM183 170H184V172H183ZM233 170H235V171H233ZM130 171L132 172L131 174H130ZM188 171H189V173L187 174ZM251 171H252V173H251ZM248 172L250 175L251 174L253 175L252 178L250 177L251 179L249 178L250 179L249 183L253 182L252 184H250V187H251L250 189L253 192H250V190L248 189L249 186L246 183V182H248L247 179L250 176V175H248V177H246ZM232 173L234 174L235 178L232 175ZM169 175H172V176L174 175V177H172V176L171 177H172V179H174V178L175 179L174 180L170 179L171 177ZM255 175H257V177L259 176V178L257 180H256ZM217 176H218V178H217ZM222 176H224V177H222ZM236 176L238 177V179H236L237 178ZM168 177H170V178H168ZM227 177H229V179ZM242 178H243V180H242ZM180 179H182L183 181ZM138 180H139V182H137ZM206 180H208V182ZM240 180L243 181L245 184V185H242L243 187H241V188H239V186H241V184H242L240 182ZM178 181H180V183L184 182V184H186L187 188L184 185L185 186V187L183 186L185 188L184 189L182 187L183 183L180 185V183ZM216 181H217V183H216ZM231 181H233V183H235V184L237 182H240V183H237L236 184L237 186H236L235 184L231 183ZM201 182H202V184H201ZM135 183H137V184H135ZM152 183H153V185H152ZM178 183H179V190L181 188V191H182V188H183L184 192L183 191L180 192L178 190V187H177ZM221 183H223V184H221ZM216 184H218L219 186H217ZM225 184L228 185V187H226ZM163 185H165V186H163ZM252 185L255 186V188H257V189H255L254 187H253L254 188L253 189ZM258 185H259V187H262V188H260V190L258 189ZM200 186H202V188ZM230 186H232V188ZM126 187L127 188L132 187V188L127 189ZM223 189H224V191H223ZM226 189H228L229 193L227 192ZM129 190H133L132 192H134V193L136 192L137 194L133 193L134 195L133 194L131 195ZM235 190L237 192L238 191L239 192L234 193L233 191H235ZM244 190H246V192L248 191L249 193L246 194V192ZM261 190L263 192H261ZM170 191L174 195L172 193H170ZM154 192H155V194H154ZM187 192H188V195H187ZM240 192H241V194H240ZM242 192H245V196L247 198H249L248 195H250V194H251L252 198L255 195V197L253 198L254 201H256L255 198L259 197L260 200L259 201L257 200L258 203L256 202L258 206L255 204L254 201H253L254 203L252 202L253 199L251 197H250L251 201L250 200L247 201V198L243 197L244 193H242ZM125 193H126V195H125ZM158 193H159V196H158ZM178 193L182 196H180ZM184 193L186 195V198L184 196ZM232 193H234L235 195ZM150 194H151V196H150ZM207 194H209V195L207 196ZM226 194L228 196H226ZM230 194L233 196H231ZM239 194H240V196H239ZM242 194H243V196H241ZM197 196L200 199H202V201L199 199V201L202 204L199 203V201L197 200V198H198ZM183 197L185 198V200L187 199L186 204H184L185 202H184ZM192 197H193V199H192ZM169 198H171V199H169ZM48 199H49V202H48ZM149 199L150 200L152 199V200L150 201ZM211 199H212V201H213V199L215 201H217L219 199L217 202L218 205H216V202L210 201ZM8 200H10V201H8ZM72 200H73V202H72ZM167 200L168 201L171 200V201L170 202H164ZM225 200L227 203H225ZM20 201H22V202H20ZM141 201H143V203L140 205V210H139L138 204L141 203ZM161 201H163V203ZM223 201H224V208H222L223 207V203H222ZM18 202H19V204H18ZM135 202H136V204H135ZM229 202H230V204H228ZM13 203L14 204L16 203V204L14 205ZM49 203H50V205H48ZM133 203L135 205H133ZM168 203H170V204H168ZM173 203H174V205H173ZM219 204H221V205H219ZM245 204H247L248 206L247 205H246L247 207L244 206ZM250 204L252 205V207L254 209H250V208H252V207H249V206H251ZM142 205H143L144 211L141 210ZM214 205H215V207H214ZM226 205H227V207H226ZM237 205H239V207ZM257 207H259L260 209H258ZM160 208H161V210H160ZM163 208H164V210H166V212L163 211ZM169 208L172 211L169 210ZM191 208H193V210ZM218 208H220V209H218ZM239 208L241 210L243 209V212L245 214L242 211H239ZM255 208H257L260 211L257 212L258 210L257 209L255 210ZM207 209H208V211H207ZM221 209H224V210H221ZM153 210L155 211V214H154ZM219 210L224 212V213H221ZM225 211H226V213H225ZM44 212L46 213L45 215H43ZM241 212H242V214H241ZM217 213H219V215L221 214V216H219V215L216 216ZM229 213L231 215L232 214L233 215L229 216L230 215ZM238 213H239V215H238ZM259 213H261V214H259ZM50 214L52 215V217L50 216ZM160 214H162V215H160ZM209 214L212 217H210ZM214 214H215V216H214ZM225 214L228 216V220L223 221V219L226 217ZM48 215L51 217L50 220H49ZM177 215H179V216H177ZM255 215H257V216L255 217ZM45 216H48V217H46L47 220H46ZM41 217L42 218L44 217L45 219L44 218L42 219ZM213 217L216 219V223L218 222L215 226H214L215 223L213 222L215 219L213 220ZM220 217L221 218L223 217V218L221 219ZM231 217H232V219H231ZM244 217H246V218H244ZM113 218H114V220H113ZM188 218L192 219L191 222H193V220L195 221V222H193L194 225L196 223H197V225H199L198 222L200 223L203 221L204 225H200V226L201 227L204 226L205 231H201L202 233H199L198 229L200 230V228H198V227H200V226H198V227L196 225L193 226L191 224V222H189L190 219H188ZM211 218H212V221L209 220ZM235 218H236V220H235ZM242 218L249 220V222L246 220H243ZM18 219H20V220H18ZM21 219L23 220L22 222L25 223V221H26V223L25 224L23 223V225H22ZM146 219H148V220H146ZM158 219H159V223H161V224L165 223L164 225H162V227H161V224L158 223ZM160 219H161V221L163 220L164 223H162L163 221L161 222ZM196 219H199V220H196ZM15 220L17 223H13ZM252 220L254 222L256 221L255 222L256 224H254V222ZM127 221H128V223H127ZM206 221H208V222L210 221V224L211 223L212 224L210 225ZM251 221L253 224L251 223ZM144 222L145 223L148 222V224L145 225ZM112 223L115 226H113ZM169 223H171V224H169ZM234 223H235L236 227L234 226ZM247 223H249L250 225L252 224L251 227ZM257 223H259V224H257ZM110 224H111V226H110ZM138 224L140 225L139 227L141 229H139ZM143 224H144V226H143ZM218 224H221V225L219 226ZM24 225H25V227H24ZM121 225L122 226L124 225L123 229L125 228L126 230H128V228H129V230L126 231L124 229L125 230L124 231L122 229ZM237 225H238V227H237ZM258 225H259V227L262 226V227H260V228H262L261 230L258 229L259 228ZM245 226H247V227H245ZM15 227H16V229H15ZM19 227H20V229H19ZM22 227H24V228H22ZM152 227H153V229L156 228L157 232H156V230H155V232H153L154 230L152 229ZM243 227H245V228H243ZM254 227L257 229H254ZM6 228H8L7 229L8 231L11 230L10 231L11 233L8 232L6 230ZM159 228H162L161 231ZM204 228H202V230H204ZM246 228H247V230H245ZM228 229H229V231H228ZM239 229L242 232V234H241V232H238ZM230 230H231V232H230ZM251 230L253 231L252 235H251ZM6 231L8 232L7 235H6ZM163 231H165V232L167 231V232L163 233ZM223 231H225V232H223ZM16 232H18V233H16ZM107 232H108V234H107ZM203 232L208 234V235L206 234L208 236V242H207V236ZM260 232H262V234H260ZM109 233H110V235H109ZM137 233H138V236H137ZM149 233H151V235L153 234L152 236L155 237L154 242L151 241L150 238H148V236L146 238V235H149V237H151V239H152V236ZM158 233H159V235H158ZM194 233H196V234H194ZM224 233H226L227 235H225ZM230 233L233 234V236ZM202 234L205 235V237H206L205 239L203 238ZM193 235L195 238H192ZM237 235H239L241 237V239L238 238ZM255 235H257L256 237H258V238H256ZM3 236L4 237L7 236V238H4ZM199 236L202 238V240ZM235 236H237L236 237L237 240H233V239H236ZM36 237H38V238H36ZM124 237H125V239H124ZM157 237H158V239H157ZM226 237L228 239L232 238V239H230L231 241L226 239ZM196 238L198 241H201L202 244L200 242L198 243V241H196ZM135 239H136V241H135ZM191 239H194V240H191ZM203 239H204V241H203ZM109 240H111V242ZM205 240H206V242H205ZM112 241L114 243H112ZM129 241H131L132 243L130 242L131 243L130 244ZM241 241H243V242H241ZM119 242H121V243H119ZM210 242H212V243H210ZM239 242H241V244H239ZM134 243H136L138 245L136 246V244L134 245ZM214 243H215V245H214ZM246 243H247V245H246ZM159 244H160V246L158 248ZM211 244H213V245L211 246ZM232 244H233V246H232ZM235 244L238 247L235 246ZM130 245L134 250L131 249ZM146 245H148V247H146ZM255 245H256V247H255ZM153 246L156 248H154ZM249 246H252V247L249 248ZM127 247H130V250L132 252L129 251L128 249H125ZM243 247H245L247 249L244 250ZM150 248H151V250H150ZM165 248H166V250H165ZM183 248L185 249L186 252L184 251ZM190 248L192 249L191 250L192 252L189 250ZM218 248H220V250ZM254 248L257 250H255ZM139 249L141 251H142V249H144V250L141 252ZM209 249H211V250H209ZM229 249H230V251H229ZM158 250L161 254H159V252L157 254ZM231 250H233V254H232ZM150 251H153V252H150ZM254 251L257 253H255ZM211 252H212V254H211ZM236 252H237V254H236ZM118 253H120L119 256L117 255ZM234 253L236 256L239 255L238 257H240V259L235 257ZM169 254H172L173 257L171 255L169 256ZM194 254H195V256H193ZM226 254H228V255H226ZM229 254H230V256H229ZM147 255H149L150 259H148L149 257L145 258V257H147ZM166 255H168V256H166ZM225 255L228 256V258H226ZM243 255H244V257H243ZM253 255H255V256L252 257ZM46 256H47V258H46ZM186 256L189 259H187ZM22 257H24V258L22 259ZM156 257H157V260H155ZM144 258H145V260H144ZM184 258H185V260H184ZM204 258H206V260H204ZM245 259H247V260H245ZM261 259H262V261H261ZM146 260H148V261H146ZM207 260H209V262ZM233 260H235V261H233ZM162 262H164V263H162Z\"/></svg>",
	"mask_w": 264,
	"mask_h": 264
},
{
	"label": "bare ground",
	"instance_id": "6f19581e",
	"mask_svg": "<svg viewBox=\"0 0 264 264\" xmlns=\"http://www.w3.org/2000/svg\"><path fill=\"white\" fill-rule=\"evenodd\" d=\"M0 1H2V0H0ZM17 1H18V0H17ZM21 1H22V0H21ZM21 1H20V2H21ZM29 1H30V0H29ZM29 1H25V2L23 1L22 4H23V3H26V2H29ZM34 1H35V0H34ZM90 1H91V0H90ZM95 1H96V0H95ZM108 1H109V0H108ZM111 1H113V0H110L109 2H111ZM123 1H124V0H121V1L119 0V2H117V5H119L118 7L122 6V5H120L119 3H120V2H121V3H124ZM125 1H126V0H125ZM143 1H144V0H143ZM145 1H146V0H145ZM145 1H144L143 3H145ZM148 1H149V0H148ZM150 1H151V0H150ZM160 1H161V0H160ZM168 1L171 2L172 0H171V1L168 0ZM186 1H187V0H186ZM189 1H190V0H189ZM205 1H206V0H205ZM211 1H214V0H211ZM216 1H217V0H216ZM218 1H219V0H218ZM226 1H227V0H226ZM255 1H256V0H255ZM260 1H261L262 3H261ZM2 2H3V1H2ZM7 2H9V1H7ZM11 2H12V0H11ZM18 2H19V1H18ZM18 2H16L15 5H16ZM20 2H19V3H20ZM31 2H33V1H31ZM35 2H36V1H35ZM100 2H101V0H100ZM127 2H128V0H127ZM134 2H136V1H134ZM134 2H133V4H134ZM141 2H142V1H141ZM163 2H164V1H163ZM203 2H204V1H203ZM209 2H210V1H209ZM220 2L223 4V2H225V1H223V2L220 1ZM233 2L235 3L234 0H233ZM236 2H237V1H236ZM239 2H240V0H239ZM239 2H238V3H239ZM250 2H251V1H250ZM250 2H249V3H250ZM257 2H258V0L256 1V3H257ZM259 2H260V3H259ZM259 2H258L259 5L262 4V6H264V0H263V1H262V0H259ZM97 3H98V1H97ZM112 3H113V2H112ZM136 3H137V2H136ZM139 3H140V2H139ZM154 3H156V2H153L152 5H154ZM157 3H159V1H158ZM188 3H189V2H188ZM191 3H192V1H191ZM195 3H196V2H194V4L192 3L193 6H194V8H193V6L191 5V6H192V9H193L194 11H193V12H189V13H194V15H195V12H197L199 8L201 9V11H199V12H202V7H203V10L206 12V9H208V6H210V5H208V6L206 5V7H205L206 9L204 8V6H201V7L197 8V7H196V6H197V3H196V6H195ZM205 3H206V2H205ZM205 3H204V4H205ZM212 3H215V2H212ZM251 3H252V2H251ZM251 3H250V4H251ZM256 3H255V4H256ZM34 4H35V3H34ZM36 4H37V6H38V3H36ZM102 4H103V3H102ZM102 4H101V5H102ZM124 4H126V3H124ZM128 4H129V3H128ZM130 4H131V3H130ZM146 4H148V3H146ZM169 4L171 5V3H169ZM179 4H180V3H179ZM232 4H233V3H232ZM243 4H244V3H243ZM250 4H249V5H250ZM253 4H254V3H252L251 6H253ZM258 4H257V6L255 5V6H256V9H257V12H259V10H258ZM15 5H14V6H15ZM26 5H27V4H26ZM95 5H96V2H95ZM103 5H105V3H104ZM111 5H112V4H111ZM156 5H157V4H156ZM186 5H187V4H186ZM200 5H201V4H200ZM212 5H213V4H212ZM212 5H211V6H212ZM215 5H216V4H215ZM218 5H219V4H218ZM245 5H246V4H245ZM245 5H244V7H246ZM249 5H248V6H249ZM5 6H6V4H5ZM9 6H10V4H9ZM11 6H13V5H11ZM11 6H10V7H11ZM22 6H23V5H22ZM27 6H28V5H27ZM133 6H134V5H133ZM191 6H190V7H191ZM211 6H210V7H211ZM219 6H220V5H219ZM222 6H224V5H222ZM228 6H229V4H228ZM232 6H233V5H232ZM239 6H240V5H239ZM242 6H243V5H242ZM251 6H249V8H250ZM25 7H26V6H25ZM25 7L23 6L24 9H26ZM30 7H31V6H30ZM116 7H117V6H116ZM116 7H114V8H116ZM122 7H123V8H122ZM122 7H120V8H122V9L126 8V6H122ZM127 7H128V6H127ZM169 7H170V6H169ZM182 7H183V6H182ZM182 7H180V8H182ZM195 7H196V8H195ZM16 8H19V9H20L21 7H19V6L17 7V6H16ZM23 8H22V10H24ZM131 8H133V7H131ZM140 8H141V7H140ZM142 8H143V7H142ZM146 8L149 9L147 6H146ZM146 8H145V9H146ZM162 8H164V7H162ZM165 8H167V7H165ZM171 8H172V7H171ZM184 8H186V7H184ZM212 8H213V7H212ZM215 8H217V7H215ZM246 8H248V7H246ZM6 9H7V8H6ZM34 9H35V8H34ZM36 9H37V8H36ZM117 9H118V8H117ZM129 9H130V6H129ZM129 9H128L127 11H129ZM137 9H138V8H137ZM143 9H144V8H143ZM167 9H168V8H167ZM262 9H264V8H262ZM28 10H29V9H28ZM28 10H27V11H28ZM31 10H32V8H31ZM31 10H30V12H31ZM40 10H41V8H40ZM89 10H90V9H89ZM91 10H92V8H91ZM93 10H95V9H93ZM119 10H120V9H119ZM135 10H136V9H135ZM140 10H141V9H140ZM154 10H156V8H155ZM163 10H164V9H163ZM170 10H171V9L169 8V11H170ZM222 10H223V9H222ZM230 10H231V9H230ZM232 10H233V9H232ZM6 11H7V10H6ZM24 11H26V10H24ZM42 11L44 12V10H42ZM46 11H48V10H46ZM116 11H118V10H116ZM122 11H124V10H122ZM143 11H144V10H143ZM157 11H158V10H157ZM157 11H156V12H157ZM176 11H177V10H176ZM190 11H192V10H190ZM227 11H228V10H225V11H224V14H225V12H227ZM235 11H236V10H235ZM251 11H253V10H251ZM263 11H264V10H263ZM2 12H3V11H2ZM43 12H42V13H43ZM56 12H58V11H56ZM92 12H93V11H92ZM118 12H119V11H118ZM125 12H126V11H125ZM131 12H133L132 9H131ZM131 12L129 13V15H130V14L133 15V13H134L135 11H134L133 13H131ZM140 12L142 13V11H140ZM148 12H149V11H148ZM160 12H161V11H160ZM160 12H159V13H160ZM165 12H166V11H165ZM185 12H186V11H185ZM185 12L181 11L180 13H184V14H185ZM187 12H188V11H187ZM187 12H186V13H187ZM199 12H197V13L199 14ZM228 12H230V11H228ZM232 12H233V11H232ZM255 12H256V10H255ZM255 12H253V13H255ZM257 12H256V13H257ZM22 13H25V12H22ZM31 13H33V12H31ZM35 13H36V12H35ZM47 13H48V12H47ZM203 13H204V12H203ZM209 13H210V12H209ZM245 13H246V12H245ZM250 13H251V12H250ZM256 13H255V14H256ZM260 13H261V12H259V15H260ZM49 14H50V12H49ZM87 14H88V12H87ZM110 14H111V13H110ZM139 14H140V13H139ZM184 14H182L183 17L185 16ZM206 14H207V13H206ZM220 14H221V12H220ZM222 14H223V12H222ZM222 14H221V15H222ZM224 14H223V17L225 16L226 18L224 17V19L227 20V19L230 17V15H229V13H227V14H225V15H224ZM235 14L237 15L238 13H235ZM235 14H233V15H234L233 18H236L238 15H241L242 13L238 14L237 16H236ZM255 14H253V15H254L253 18H256V17H257V18H256L257 21H256V22H255V21H252V22H254L253 24H252V22H250L251 19H252L251 16L248 17V19H247V18L245 19V17H244L245 15L242 14L241 16L244 17V18L242 19L241 17L238 16L237 19L239 20V18H240L241 21L245 19L244 21H247V23L244 22V24H248V22H249V24H252V25H254V24H256V25L259 24V25H260V24H261L262 26L259 27V28H261V30H258V28H257L256 25H255L256 27H255V26L252 27V25H249V27H251V28H253V29H254V28H257V31H256V29L254 30V32H253L254 34H256V33L259 32V31H261V33H262V31H264V29H263V28H264V26H263L264 21H260V22H258V20H259L260 17L262 18L263 16L260 15V17H259V16H257L258 13H257L256 16H255ZM261 14H262V13H261ZM15 15H16V14H15ZM23 15H24V14H22L21 16H23ZM40 15H42V14H40ZM126 15H127V13H126ZM171 15H173V14H171ZM171 15H170V16H171ZM182 15L180 14V16H182ZM191 15H192V14H191ZM228 15H229V17H227ZM253 15H252V16H253ZM16 16H18V15H16ZM38 16H39V15H38ZM100 16H101V15H100ZM141 16H142V15H141ZM178 16H179V15H178ZM180 16H179V17H180ZM206 16H207V15H206ZM210 16H211V15H210ZM210 16H209V17L207 16L208 19L211 18ZM235 16H236V17H235ZM248 16H249V15H248ZM1 17H2V16H1ZM19 17H20V16H18L16 19H18ZM24 17H25V16H24ZM26 17H27V16H26ZM172 17H173V16H172ZM185 17H186V16H185ZM207 17H205V18H207ZM220 17H221V16H220ZM246 17H247V15H246ZM258 17H259V18H258ZM2 18H3V17H2ZM2 18H1V19H2ZM22 18H23V17H22ZM22 18H21V19H22ZM27 18H29V17H27ZM30 18H32V17H30ZM35 18H36V17H35ZM115 18H116V17H115ZM117 18H118V17H117ZM162 18H163V17H162ZM165 18H166V17H165ZM175 18H176V17H175ZM196 18H198V17L196 16ZM196 18H193V20H194L193 22H195V20H197ZM199 18H200V17H199ZM203 18H204V17H203ZM217 18H219V17L217 16ZM249 18H251V19H249ZM261 18H260V19H261ZM9 19H10V18H9ZM39 19H40V17H39ZM96 19H97V18H96ZM139 19H140V18H139ZM144 19H145V18H144ZM144 19H143V20H144ZM181 19H183V18H181ZM224 19H223V23H226V22H224ZM256 19H255V20H256ZM5 20H6V19H5ZM12 20H13V19H12ZM25 20H26V18H24V20H23L24 23H25ZM28 20H29V19H28ZM32 20L35 21L34 18H32ZM36 20H37V19H36ZM45 20H46V19H45ZM178 20H179V18H178ZM211 20H212V19H211ZM216 20H217V19H216ZM220 20H221V19L219 18V21H220ZM233 20H236V19H233ZM233 20L231 19V21H233ZM240 20H239V26H240V27H243L244 25H243V26L241 25V23H243V21L240 22ZM249 20H250V21H249ZM261 20H262V19H261ZM263 20H264V19H263ZM9 21H10V20H9ZM9 21H6V24H7V22H9ZM23 21H22V22H23ZM146 21H147V20H146ZM164 21H165V20H164ZM169 21H170V20H169ZM174 21H176V19H174ZM185 21H186V19H184L183 22H184L185 24H187V23H186L187 21H186V22H185ZM191 21H192V19H191ZM198 21L202 22V21H204V20H203V19H202V20L200 19V20H198ZM209 21H210V20H209ZM209 21L206 20V23H208V24L211 23V24H212V22L210 21V23H209ZM12 22H13V21H12ZM20 22H21V21H20ZM22 22H21V24H23ZM35 22H36V21H35ZM43 22H45V21H43ZM121 22H122V21H121ZM131 22H132V21H131ZM165 22H166V21H165ZM221 22H222V21H221ZM262 22H263V24H262ZM14 23H16V22H14ZM14 23H13V25H14ZM32 23H33V22H32ZM48 23H49V22H48ZM48 23H47V26L49 25ZM143 23H145V21H144ZM167 23L169 24V23H171V22H167ZM197 23H198V22H197ZM228 23H230V21H229ZM235 23L237 24L238 21L236 20V22L233 21V23H232V25L234 24V25L232 26V30H233V32H232V33H233V34H232V37H233V35L236 33L235 31H237L236 34H240V30H238V29L234 30V29H233V27H236V26H235V25H236ZM10 24H11V23H10ZM19 24H20V23H19ZM96 24H97V23H96ZM138 24H139V23H138ZM174 24H175V23H174ZM177 24H178V23H177ZM185 24H184V26H185ZM188 24H190V21H189V20H188ZM188 24H187V25H188ZM198 24H201V23H198ZM202 24H203V26H204V23H202ZM202 24H201V26H202ZM211 24H210V25H211ZM213 24H214V23H213ZM219 24H221V23H219ZM4 25H5V23H4ZM8 25H9V24H8ZM8 25H7V26H8ZM13 25H11V26H13ZM36 25H37V24H36ZM171 25L173 26V28H172V30L169 31V33H167V32H168V29H169V26L172 27ZM171 25H169V26L166 28L167 32H166V30H164L166 33H165V32H162V30H161V31L159 30V31L162 32V33H165V35H166V34L168 35V34H171V33H172V31L174 30V27L178 28L177 26H179V24H178L177 26H175V25H173V24H171ZM210 25H209V27L207 26V29L210 28ZM222 25H223L224 28H226V30L228 29L227 27L224 26V24H222ZM259 25H258V26H259ZM14 26H15V25H14ZM22 26L24 27V26H26V25L23 24ZM32 26H34V25H32ZM39 26H40V24H39ZM193 26H194V25H193ZM201 26H200V27H201ZM205 26H206V25H205ZM205 26H204V28L206 29ZM217 26H218V25H217V23H216V28H217ZM237 26H238V25H237ZM239 26H238V27H239ZM0 27H2V26H0ZM8 27H9V26H8ZM20 27H21V26H20ZM28 27H29V26H28ZM36 27H37V26H36ZM115 27H117V26H115ZM189 27L191 28V26H189ZM197 27H199V26L197 25ZM200 27H199V28H200ZM212 27H213V26H212ZM218 27H220V26H218ZM223 27H222V28H223ZM247 27H248V25H247ZM249 27H248V29H249ZM13 28L17 30V28H19V27H16V26H15V27H13ZM13 28H12V29H13ZM26 28H27V27H26ZM30 28H31V31H32V30H33V27H30ZM43 28H44V27H43V25H42V29H41V30H43ZM109 28H110V26H109ZM176 28H175V30L173 31L174 33H175V32H180V31H177V30H180V28H181V30H183V32H184V31L186 32V30H184V28H183L181 25H180L179 29H176ZM185 28L187 29V27H185ZM222 28H218V29H219V30H223L224 28H223V29H222ZM245 28H246V25L243 27V29H245ZM251 28H250V29H251ZM2 29H4V28H2ZM2 29L0 28V31H1ZM6 29H8V28H6ZM44 29H45V28H44ZM161 29H163V28H161ZM191 29H192V28H191ZM191 29H190V30H191ZM202 29H203V28H202ZM230 29H231V28H230ZM246 29H247V28H246ZM9 30H10V28H9ZM18 30H19V29H18ZM18 30H17V31H18ZM28 30H29V29H28ZM36 30H38V29H36ZM46 30H47V29H46ZM110 30L112 31L111 28H110ZM110 30H109V31H110ZM190 30H189V31H190ZM194 30H195V29H194ZM194 30L192 31L191 34H193ZM196 30H197V29H196ZM228 30H229V29H228ZM47 31H49V30H47ZM138 31H139V32H137V33L140 34V30H138ZM144 31H146V30H144ZM217 31H218V30H217ZM224 31H225V30H223V32H224ZM252 31H253V30H252ZM252 31H251V32H252ZM18 32H19V31H18ZM23 32H24V29H23ZM26 32H28V31H26ZM26 32H25V33H26ZM42 32H43V31H42ZM126 32H127V30H126ZM132 32H134V30H133ZM183 32H180V33H178V34H181V33H183ZM206 32H207V31H206ZM234 32H235V33H234ZM238 32H239V33H238ZM246 32H248V35H250V32H249V31L246 30ZM255 32H256V33H255ZM1 33H3V32H1ZM13 33H14V32H13ZM34 33H36V32L34 31ZM37 33H38V31H37ZM48 33H49V32H48ZM137 33L135 32V34H137ZM145 33H146V32H145ZM162 33H161V34H162ZM194 33H196L195 35H197V36H196V39L198 38V39L196 40V42H197V41L199 40V38H200L203 34L200 35V33H202L201 31H200L199 34H198L197 31H195ZM214 33H215V32L212 31V34H213V35H214ZM219 33H222V31L219 32ZM229 33H230V31H229ZM243 33H245V30H244ZM7 34H8V36H10V35H9L10 33H7ZM22 34H24V33H22ZM40 34H41V33H40ZM40 34L38 33V35H40ZM46 34H47V32H46ZM46 34H45V36H48V34H47V35H46ZM51 34H52V33H51ZM125 34H126V33H125ZM148 34H149V33H148ZM159 34H160V33H159ZM159 34H157V35L160 37ZM184 34H185V36H186V33H184ZM208 34H209V33H208ZM245 34L247 35V33H245ZM257 34H260V32L257 33ZM3 35H4V33H3ZM20 35H21V34H20ZM27 35H28V34H27ZM127 35H128V34H126V38H124L126 41L129 40V39H127V38H129V36L127 37ZM145 35H147V34H145ZM149 35H151V33H150ZM165 35H164L163 38H165ZM198 35H199V36H198ZM216 35H217V33H216L214 36H215V37H218V35H217V36H216ZM221 35H223L224 37L227 36L226 33H222ZM221 35H220V37H221ZM225 35H226V36H225ZM241 35H242V31H241ZM260 35H261V34H260ZM262 35H263V34H262ZM0 36H1V35H0ZM22 36H23V35H22ZM40 36H41V35H40ZM40 36H39V37H40ZM53 36H54V34H53ZM116 36L119 38V35H116ZM133 36H134V35H133ZM133 36H132V37H133ZM158 36H157V37H158ZM169 36H172V34H171V35H168V37H169ZM177 36H178V37H177ZM177 36H176V38H179V37L181 38V36H179V35H177ZM188 36H189V35H188ZM203 36H204V35H203ZM209 36H210V35H209ZM243 36L245 37L244 34H243ZM4 37H5V36H4ZM13 37H14V35H13ZM16 37H17V36H16ZM16 37H14V38H16ZM18 37H19V36H18ZM29 37H30V36H29ZM29 37H28V38H29ZM35 37H36V36H35ZM123 37H124V36H123ZM132 37L130 36V41H128V42L133 43V42H131V41H132V40H131ZM134 37H135V36H134ZM140 37H141V36H140ZM152 37H153V34H152ZM172 37H174V36H172ZM206 37H207V36H206ZM206 37L204 36V39H205V40H206ZM235 37H236V42L234 41V40H235V39H234ZM235 37L232 38V40L229 39V40H230L229 42L231 43L230 46L232 45V42H233V45H234L233 47H235V44H234V43L239 44V42H237V40H239V39L237 38V36H235ZM241 37H242V36H241ZM258 37H259V36H258ZM258 37L255 36V38H257V40H255V38H254V36H253L254 40H252L253 38H251L252 41L249 39V43H251V42H253V43L260 42V41H258ZM32 38H34V37L32 36ZM41 38H42V40H44V39H43V36H42ZM48 38H49V40H50V34H49V37H48ZM135 38H136V37H135ZM145 38H146V37H145ZM145 38H143V40H145ZM148 38H149V36H147V40H145V41H146V42L148 41V43H149V39H150L151 37H150L149 39H148ZM183 38H184V37H183ZM185 38H188V37H185ZM207 38H208V37H207ZM212 38H213V37H212ZM218 38H219V37H218ZM218 38H217V39H218ZM228 38H229V36H228ZM249 38H250V37H249ZM262 38H263V37H262ZM5 39H6V38H5ZM21 39H22V38H21ZM23 39H24V38H23ZM30 39H31V38H30ZM35 39H37V38H35ZM151 39H152V38H151ZM165 39H168V40H169V38H165ZM190 39H193V38H190ZM204 39H203V40H204ZM8 40H9V39H8ZM18 40H19V39H18ZM24 40H25V39H24ZM56 40H57V39H55L54 42H56ZM59 40H60V39H59ZM59 40H58V41H59ZM73 40H74V39H73ZM107 40H108V39H107ZM119 40H120V39H119ZM125 40L122 41L124 44H126V43H125ZM134 40H136V39H134ZM156 40H157V42H154L155 39L153 38V41L151 42L152 44L149 43V46H147V45H148V43H147V45H145V46H147L145 49L147 50V48H149V50H150L151 45H152V48H151V49H153V50H150L149 52H152L151 54L153 55V57L156 56L157 54H159V56H160V55L163 56V54H164L165 52L161 53L160 50L157 49V48H158V45H159V40H158V38H156ZM161 40L163 41L162 38H160V41H161ZM170 40H175V39L170 37ZM170 40H169V42H170ZM203 40H202L201 42H203ZM215 40H216V38H215ZM225 40H228V39H225ZM6 41H7V40H6ZM6 41H5V43H7ZM29 41H30V40H29ZM31 41H32V40H31ZM34 41H35V40H34ZM37 41H38V40H37ZM40 41H41V39H40ZM58 41H57V42H58ZM194 41H195V36H194ZM199 41H200V40H199ZM223 41H224V40H223ZM231 41H232V42H231ZM239 41H240V40H239ZM243 41H247V40H243ZM254 41H256V42H254ZM261 41H262V39H261ZM263 41H264V38H263ZM128 42H127V43H128ZM134 42H135V41H134ZM136 42H137V40H136ZM166 42H167V40H166ZM177 42H179V45H181V44H183V43L185 42V40H183V43H181V44H180V41H177ZM177 42H175V43H177ZM188 42H190V41H188ZM192 42H193V41H192ZM212 42H213V41H212ZM217 42H218V41H217ZM0 43H1V44H0V45H1L0 48H1V49H5V45L2 46L3 44H5L4 41L1 40ZM8 43H10V41H9ZM35 43H36V42H35ZM58 43H59V42H58ZM58 43H57V44H58ZM137 43H138V42H137ZM137 43H136V44L134 43L135 46H136V45H140V43H139V44H137ZM163 43H164V44H167V43H165V41H164ZM175 43H174V41H173V43H172V41H171V43H170L169 45L167 44V45H166V46H167V51H166V49H164V48H163L164 50L161 49V48H160V49H161L162 51H166V52H168V47L171 46L172 44H175ZM186 43H187V42H186ZM218 43L221 44L222 42L219 41ZM245 43H246V42H244V43L242 42V43H241V46H242V44H244L243 47H247L248 44H245ZM253 43H251V45H252ZM263 43H264V42H263ZM11 44H12V43H11ZM15 44H16V43H15ZM15 44H14V45H15ZM26 44H27V43H26ZM54 44H55V43H54ZM124 44H123V45H124ZM142 44H144L143 41H142ZM145 44H146V43H145ZM156 44H158V45H156ZM184 44H185V43H184ZM188 44H190V43H188ZM204 44H206V43H203V44H202V47H203ZM215 44H216V43H215ZM223 44H224V42H223ZM228 44H229V43H228ZM237 44H236V45H237ZM7 45H8V44H7ZM18 45H19V44H18ZM20 45H21V44H20ZM20 45H19V46H20ZM38 45H39V44H38ZM58 45H59V44H58ZM62 45H63V44H62ZM131 45H133V44H131ZM154 45H155V46H154ZM195 45H196V44L194 43L193 46H195ZM206 45H207V44H206ZM226 45H227V44H226ZM245 45H246V46H245ZM9 46H10V44H9ZM12 46H13V44H12ZM23 46H24V45H23ZM45 46H49V45H46V44H45ZM60 46H61V45H59V48H60ZM111 46H112V45H111ZM161 46H162V45H159V47H161ZM191 46H192V43H191ZM207 46H208V45H207ZM248 46H249V45H248ZM257 46H258V45H257ZM25 47H26V46H24L23 48H25ZM56 47H57V46H56ZM56 47L54 48L55 50H56ZM108 47H109V45H108ZM128 47H130L129 44H128V46L126 47V49H127ZM131 47H134V45L131 46ZM131 47H130V48H131ZM139 47H141L140 49L143 48L142 46H136V47H134L135 50L133 49V51L128 52V49L126 50V52L130 53L129 55H128V53H127L126 56H132V54H133V55L137 54V58L135 57V58H136V59H135V62H138V64H139V62H142V61H143L142 58H140V60L138 59V58L140 57V55H141V52H142V51H144V52L146 51L145 49H142V50L140 51V50H139ZM156 47H157V48H156ZM162 47H163V46H162ZM185 47H186V46H182L181 48H179V49L177 48V49H178V50H181L182 48H185ZM187 47H188V46H187ZM220 47H221V46H220ZM220 47H219V48H218V47H217V48H216V47H214V48H213V47H210V48L208 47L209 49H212V48H213V50H211V51H210V50H208V51L205 50V51H204V50H201L200 48L197 49V50H198V51H199V50H200V51H204V52H202V53H204V54H203V58H204L206 52L208 53V54H207V53H206V54L209 55L210 52H213L214 50L218 49V50H216L215 52L211 53L210 58L208 57V59H211V57H212L213 60H216V57H215V56H218L219 59H220V58L222 59V56H223V55L221 54V57H220V53H219L220 51H219V49L223 50V48H225V47H224V46H223V48H220ZM228 47H229V46H228ZM233 47L231 46L230 49L233 48ZM261 47H263V46L261 45ZM6 48H7V47H6ZM61 48H62V46H61ZM61 48H60V51H59V49H58V51H59L60 53H62V52H61ZM109 48H110V47H109ZM113 48H114V46H113ZM117 48H118V47H117ZM117 48H116V49H117ZM136 48H137L140 52H139L138 50H136ZM194 48H195V47H194ZM197 48H198V47H197ZM215 48H216V49H215ZM226 48H227V46H226ZM254 48L258 49V53H259V51H260V50H259L260 47L257 48V47L254 46ZM1 49H0V52L4 51V50H1ZM12 49H13V48H12ZM18 49H19V48H18ZM26 49H27V48H25L24 51H25ZM44 49H45V47H44ZM44 49H43V50H44ZM154 49H155V50H154ZM156 49H157V50H156ZM170 49H171V48H170ZM185 49H186V50L188 49V51L185 50L186 53H185V51H183L182 54H184V55L179 56V60H180V57H185V55L189 52V50H191V49H193V48L190 47V49H189V48H185ZM227 49H228V48H227ZM241 49H242V48H241ZM246 49L249 50L248 48H246ZM252 49H253V48H252ZM8 50H9V49H8ZM15 50H16V48H15ZM62 50H63V48H62ZM109 50H110V49H109ZM114 50H115V49H114ZM117 50H119V49H117ZM117 50H116V51H117ZM225 50H226V49H225ZM247 50L243 51V53H245ZM253 50L256 51L255 49H253ZM262 50H263V49H262ZM262 50H261V51H262ZM5 51H6V49H5ZM16 51H17V50H16ZM48 51H49V50H48ZM48 51H47V52H48ZM116 51H114L113 54H114ZM134 51H135V52L138 51L140 54H138V52L135 53ZM153 51H155V52H153ZM157 51H158L159 53H158ZM175 51H176V50H175ZM192 51H193V50H192ZM231 51H233V49H232ZM234 51H236V49H235ZM238 51H239V48H238ZM249 51H250V50H249ZM251 51H252V50H251ZM8 52H9V51H8ZM19 52H20V51H19ZM26 52H27V50H26ZM47 52H46V53H47ZM52 52H53V51H52ZM59 52H57V54H59ZM72 52H73V51H72ZM76 52H77V51H76ZM104 52H105V51H104ZM133 52H134V53H133ZM177 52H178V51H177ZM190 52H191V51H190ZM216 52H218L217 55H216ZM226 52H227V51H226ZM228 52H229V50H228ZM263 52H264V50H263ZM3 53H4V52H3ZM3 53H2V55H3ZM10 53H12L11 50H10V52H9V56H10ZM20 53H21V52H20ZM20 53H19V55L16 54L17 56H15V57H18V58H19V57H20ZM30 53H31V52H30ZM54 53H55V51H54ZM69 53H70V52H69ZM117 53H118V51H117ZM121 53H122V52H121ZM145 53L148 54V57H149V59H150L149 62H150L151 60L154 59L153 57H151L152 55H151L150 53H148L147 51H146ZM155 53H157V54H155ZM193 53H194V52H193ZM193 53H190V54L192 55ZM195 53H196V52H195ZM224 53H225V51H224ZM232 53H233V52H232ZM235 53H236V52H235ZM248 53H249V52H248ZM13 54H15V53L13 52ZM26 54H27V53H25V55H26ZM65 54H66V53H65ZM65 54H63V56H64ZM70 54L72 55V53H70ZM70 54H69V55H70ZM118 54H120V51H119ZM122 54H124V53H122ZM149 54H150L151 56H150ZM154 54H155V55H154ZM166 54H167V53H166ZM175 54H176V53H175ZM190 54L188 53L187 56H188V57L191 56ZM196 54H199V53H196ZM213 54H215V56H214ZM240 54H241V53H240ZM240 54H236V55H237V56H240ZM246 54H247V53H246ZM251 54H253V56H254V53L251 52ZM251 54H247V55H249L248 57H246L245 54H242V55H244V57H245V58H244L245 61L248 59V62L251 63V62L249 61L250 58L252 59ZM256 54H257V53H256ZM256 54H255V55H256ZM259 54H260V53H259ZM259 54H258V55H259ZM4 55H5V54H4ZM31 55H32V54H31ZM33 55H34V54H33ZM73 55H75V54L73 53ZM167 55H169V53H168ZM176 55H177V54H176ZM200 55H202V54H200ZM233 55H234V53H233ZM236 55H235V56H236ZM5 56H7V54H6ZM9 56H8V57H9ZM26 56H27V55H26ZM54 56H55V55H54ZM63 56H60V57H63ZM65 56H66V55H65ZM76 56H77V54H76ZM79 56H80V55H79ZM111 56H113V55L111 54ZM114 56H115V54H114ZM116 56H119V57L117 58L118 60H120L119 58L122 57V61H126V60H125V59H126L125 55H121V57H120V55H116ZM138 56H139V57H138ZM145 56H147V55H146V54H145V55L143 54V57H145ZM161 56H160V57H161ZM197 56H199V55H196V58L198 59ZM224 56H225V57L229 56V53L227 54V56H226V55H224ZM250 56H251V57H250ZM260 56H262V53H261ZM0 57H1V56H0ZM13 57H14V56H13ZM13 57H11V58H13ZM38 57H40V56H38ZM41 57H42V56H41ZM48 57H49V56H48ZM52 57H53V56H52ZM55 57H56V56H55ZM104 57H105V55H104ZM108 57H109V56H108ZM148 57H147V58L145 57V58H144V59H145L144 61H147L146 59H148ZM160 57H159V59H160ZM165 57H166V56H164V58H165ZM175 57H176V56H175ZM199 57H200V56H199ZM214 57H215V58H214ZM225 57H224V59H225ZM230 57H231V55H230ZM1 58H4V57H1ZM81 58H82V57H81ZM105 58H107V57H105ZM105 58H104V59H105ZM123 58H125V59H123ZM162 58H163V57H162ZM173 58H174V57H173ZM173 58H172V59H173ZM203 58H202L203 61L201 60V58H199V60H201V63H202V62L205 63V61H204ZM218 58H217V59H218ZM233 58H234V56H233ZM241 58H242V57H241ZM241 58H240V59H241ZM246 58H247V59H246ZM254 58H255V57H254ZM4 59H5V58H4ZM21 59H22V58H21ZM27 59H29V57H28ZM35 59H36V57L34 58V60H35ZM49 59H50V58H49ZM51 59H52V58H51ZM53 59H55V58H53ZM59 59H60V58H59ZM111 59H112V61L117 60L116 58H115V60H113L112 57H111ZM166 59H167V57H166ZM168 59L171 60L170 55H169ZM191 59H192V57H191ZM191 59H190L189 61H191ZM197 59H195V60L193 59V60L195 61V63H193V64H197V63H198V62H197ZM212 59H211V60H212ZM221 59H220V60H221ZM227 59H228V57H227ZM237 59H238V58H237ZM244 59H242V61H243ZM255 59H256V58H255ZM260 59H261V58H260ZM263 59H264V55H263ZM0 60H1V59H0ZM22 60H24V59H22ZM22 60H21V62H22V64H23V61H22ZM37 60H38V58H37ZM107 60H108V59H107ZM107 60H106V61H107ZM130 60H132V59H130ZM136 60H139V61H136ZM155 60L159 61V60L157 59V56L155 57ZM170 60H169V61L167 60V61L170 62ZM174 60H175V59H174ZM211 60H208V61H209V62H208L209 64H208V63H207V64H208L209 66H210V65H213L214 68H217V67L220 65V64H217L218 62H215V63H214L213 60H212V61H213L212 63H214V64H211V63H210ZM222 60H223V59H222ZM230 60H231V59H228V63H229ZM17 61H19V60L17 59ZM28 61H29V60H28ZM28 61H27V62H28ZM48 61H50V60H48ZM112 61H111V62H112ZM122 61H121V62H122ZM157 61H156V63H157ZM163 61L165 62L164 59H163ZM172 61H173V60H171V62H172ZM175 61H176V60H175ZM180 61H181V60H180ZM216 61H217V60H216ZM233 61H234V60H232V63H233ZM238 61L241 62V60H238ZM238 61H237V63H238ZM251 61H252V60H251ZM254 61H255V60H254ZM258 61H259V63H260L261 65L264 64V63L262 64V62H263L264 60H262L261 62H260V60H258ZM258 61L256 60V62H258ZM31 62H32V61H31ZM111 62H110V63H111ZM127 62H128V59H127ZM133 62H134V61H133ZM135 62H134V63H135ZM149 62H148V63L146 62V63L149 65V64H150ZM160 62H162V59H161V61H159V63H160ZM248 62H247V63H248ZM32 63H33V62H32ZM47 63H49V62H47ZM110 63H109V65H110ZM124 63H126V62H124ZM142 63H143V62H142ZM146 63H144V64H146ZM152 63H154V61H153V62L151 61V64H152ZM156 63H154V64L156 65ZM159 63H158V67L160 68V66H162L161 64H162L163 62H162L160 65H159ZM177 63H179L178 60L176 61V65L179 66V65H181L182 63H185V62H182L181 64H180V63L177 64ZM199 63H200V61H199ZM232 63L230 62L231 66H232ZM247 63H246V64H247ZM259 63H258V64H259ZM16 64H18V62H17ZM22 64H20V65H22ZM117 64H119V68H118V65H117V67H114V66H111V67H114V69L118 68V69H116V70H119V72L122 73L123 71H120V70H121L120 67L122 66V65H120L121 63L119 62V63H117ZM147 64H146V65H147ZM151 64H150V65H151ZM163 64H164V63H163ZM169 64H170V63H169ZM239 64H240V63H239ZM251 64H252V63H251ZM155 65L152 64V66H148V68H149V67H151V68H154V67H155V68H156ZM182 65H183V64H182ZM182 65H181V66H182ZM204 65H205V64H204ZM217 65H218V66H217ZM244 65H245V64H244ZM244 65H242V67H243ZM253 65H254V64H253ZM22 66H23V65H22ZM22 66H21V68H22ZM126 66L129 68L128 70L132 69V67H131L132 65H130V66H129V65H126ZM141 66H143V64H141ZM153 66H154V67H153ZM164 66H165V65H164ZM167 66H169V65H167ZM185 66H186V63H185ZM190 66H191V65H190ZM193 66H194V65H193ZM239 66H241V64H240ZM239 66H238V67H239ZM245 66H246V65H245ZM254 66H256V65H254ZM263 66H264V65H263ZM263 66H262V67H263ZM17 67H18V66H17ZM34 67H35V66H34ZM37 67H40V66H37ZM76 67H77V66H76ZM122 67H123L124 70L126 71L124 65H123ZM122 67H121V68H122ZM134 67H137V66H134ZM172 67H173V65H172ZM194 67H195V66H194ZM220 67H223V70H224V68H225L226 66H221V65H220ZM220 67H218V68H220ZM242 67H240V68H242ZM246 67H253V66H252V65H249V66H248V64H247ZM246 67H243V68H246ZM25 68H26V67H25ZM25 68L23 67L22 70H24ZM52 68H53V67H52ZM60 68H61V66H60ZM151 68H150V69H151ZM159 68H156V69H157V73H158V75H159L160 72H162V71H159V70H158ZM173 68H174V67H173ZM183 68H184V67H183ZM183 68H182V69H183ZM188 68H189V67H188ZM188 68H187V69H188ZM195 68H196V71H197L198 73L196 72V73H193V74H195L196 76L201 75L202 72H203L204 70H208V69H205V68L201 69V67H198V66H196ZM197 68H199L200 70H202L201 74L199 73V69L197 70ZM210 68H212V67H210ZM218 68H217V69H218ZM236 68H237V66H236ZM243 68H242V69H243ZM18 69H20V68H18ZM30 69H31V68H30ZM30 69H29V70H30ZM166 69L169 70V68H166ZM230 69H232V68H230ZM242 69H239V70L242 71V73H241V71H239V72H240L239 75L242 74L241 77H238V74H237V77H236V75H235V77H232V78H231V77H230V73H228L229 75H228V76H225V78H229V77H230V78H229V80H228V79H226V80H228L232 85H233V83H234L235 81L232 83V81H231L230 79H233V78H234V79H236V78L239 79V78H240L239 80H242V77H244V76L246 75V74H243V73H245V70H244V69L242 70ZM258 69H259V68H258ZM260 69H261V68H260ZM48 70H49V69H48ZM53 70H54V68H53ZM53 70H52V71H53ZM105 70H106V68H105ZM136 70H137V68H136ZM136 70H135V71H136ZM151 70H152V71L149 70L150 72L147 73L148 75L146 74L147 76H146V75H142V74H143L142 71H139V72H136V73H139V74L142 73V74H140L141 76L138 75V77H140V78H141L142 76H146V77L149 78V75H150V74L156 76L157 73H156V74H152L151 72H153V69H151ZM179 70H180V69H179ZM209 70H210V72L212 71L211 69H209ZM228 70H229V69H228ZM233 70H234V68H233ZM246 70L248 71V69H246ZM263 70H264V69H263ZM19 71H21V70H19ZM24 71H26V70H24ZM86 71H87V70H86ZM86 71H85V72H86ZM103 71H104V69H103ZM106 71H110V70H106ZM135 71H133V72H135ZM154 71H155V70H154ZM193 71H195V69H194ZM193 71H192V72H193ZM213 71H214V70H213ZM224 71H225V70H224ZM243 71H244V72H243ZM250 71H251V69H250L248 72H250ZM258 71H259V70H257V72H258ZM29 72H31V71H29ZM45 72H47V71H45ZM48 72H49V71H48ZM119 72L116 71L117 76H116V73L114 72L116 77H118ZM127 72H128V71H126V73H127ZM143 72H144V69H143ZM163 72H166V71H163ZM170 72H171V71H170ZM190 72H191V71H190ZM190 72L188 71L189 74H190ZM205 72H206V71H205ZM205 72H204V73H205ZM218 72H220V70H219ZM236 72H238V71L235 70L234 73H236ZM21 73H22V72H21ZM31 73H32V72H31ZM50 73H51V71H50ZM53 73H54V72H53ZM105 73H107V72H105ZM126 73H122V74L125 75ZM136 73H135V75H133V76H136ZM176 73L179 75V74L181 73V71H180V72H176ZM251 73H254V72L251 71ZM251 73H249L248 76H249ZM255 73H256V71H255ZM258 73H263V74H264V72H261V71L258 72ZM47 74H48V73H47ZM122 74H120V75H122ZM144 74H145V73H144ZM160 74H161V73H160ZM167 74H168V71H167ZM197 74H199V75H197ZM221 74L223 75L222 72L220 73V75H218V73H217V74L215 73L213 76H214V77H217V75H218V76L220 77ZM25 75H26V74H25ZM107 75H108V74H106V77H111V76H112V75H110V76H107ZM131 75H132V74H131ZM151 75H150V77H151ZM209 75H210L209 72H208V76H207L206 74L203 75V77H204L203 79H206L208 82H209V81H214V83H217L218 80H215V78L212 76V74L210 75V77H211V78L213 77L214 79H211V78L209 77ZM215 75H216V76H215ZM254 75H255V74H254ZM259 75H260V74H259ZM259 75L256 74V76H258V78L261 77L262 74H261L260 76H259ZM28 76H30V75H28ZM103 76H105V75H103ZM113 76H114V75H113ZM133 76H131V77H133ZM168 76H169V75H168ZM168 76H167V77H168ZM181 76H183V75H181ZM191 76H192V75H191ZM206 76L209 77V78L207 79ZM251 76H252V75H251ZM256 76H254V77L256 78ZM262 76L264 77V75H262ZM106 77H105V78H106ZM128 77L130 78V75H129ZM138 77H137V78H138ZM158 77H159V76H158ZM176 77H177V76H176ZM176 77H172V78H176ZM189 77H190V76H189ZM192 77H193V76H192ZM201 77H202V75H201ZM254 77H253V78H254ZM263 77H262V79H263ZM23 78H24V76H23ZM31 78H32V77H31ZM129 78L125 79V81H126V80H127V81H131V80H128ZM133 78H134V77H133ZM148 78H147V79H148ZM161 78H163L164 81H163V80H162V81H163L164 83H167V82H165L164 76L161 77ZM161 78H160V79H161ZM196 78H197V77H194V78L192 79V78L190 77L189 80H190L191 82H190L189 80L186 82V79H184V80H185L184 82H186V87H187V86H188V87L191 86L192 80H193L192 86H193V85L195 86L194 83H196V81H197ZM217 78H218V77H217ZM245 78H247V76H245ZM245 78H243V81H244ZM249 78L251 79L252 77H249ZM255 78L253 79V81H255ZM258 78H257V79H258ZM100 79H101V78H100ZM102 79H103V78H102ZM102 79H101V81H102ZM106 79H107V78H106ZM106 79H105V80H106ZM108 79H109V78H108ZM108 79H107V80H108ZM144 79H145V77H143V80H144ZM147 79H146V80H147ZM151 79H152V78H150V80H151ZM158 79H159V78H158ZM168 79H170V78H168ZM180 79H181V78H180ZM238 79H236V81H237ZM260 79H261V78H260ZM260 79H258L259 81H261V82H259V84L262 83V81H263L262 79H261V80H260ZM29 80H30V79H29ZM35 80H36V79H35ZM98 80H99V79H98ZM98 80H97L96 82H98ZM107 80H106V81H107ZM110 80H111V79H110ZM113 80H114V79H113ZM116 80H119V78L116 79ZM136 80H137V79H136ZM146 80H144V82H145ZM150 80L148 79L147 82H148V81L150 82ZM152 80H154L155 82L153 83V82L151 81V82L153 83V85H151V86H154V88H155V86H156V88H158V86H159V84H160V83H159L158 86H157V83H158L157 81H158V80L156 81L154 78H153ZM173 80H174V79H173ZM201 80H202V79H201ZM206 80H205V83L207 82ZM226 80H225V79H223V80H222V79H221V80L219 79V83H217V84L220 85L221 81H226ZM245 80H246V79H245ZM251 80H252V79H251ZM24 81H25V79H24ZM27 81H28V80H27ZM27 81H26V82H27ZM111 81H112V80H111ZM125 81H124V80H123V81H120V80H119V81H118L119 83L117 82V83L119 84V86H120V89H121V87H122V86H121L122 83H120V82H123V85H124ZM167 81H168V80H167ZM175 81L177 82V78H176ZM22 82H23V81H22ZM38 82H39V81H38ZM96 82H95V83H96ZM102 82L104 83L105 81H102ZM107 82H108V81H107ZM112 82H113V81H112ZM134 82H135V80H134ZM168 82H169V81H168ZM173 82H174V81H173ZM173 82H172V84H173ZM179 82H180V81H179ZM226 82H227V81H226ZM237 82H238V81H237ZM237 82H236V84L234 83V84H235V88L237 87ZM239 82H240V81H239ZM246 82H247V81H246ZM246 82H240L239 84L242 85V86H245L244 83H246ZM257 82H258V81H257ZM24 83H25V82H24ZM39 83H40V82H39ZM109 83H110V82H109ZM131 83H132V82H131ZM139 83H141V81H140ZM200 83H201V82H200ZM200 83H199V84H200ZM227 83H228V82H227ZM241 83H243V84H241ZM247 83H248V82H247ZM250 83H251V81H250ZM250 83H249V84H250ZM253 83H255V82H253ZM253 83H251L250 85H249V84H246V88L248 87V85H249L248 88H250V86H253V87H254V85H255V86L257 85V83L254 84V85H253ZM100 84H101V82H100ZM100 84H99V85H100ZM111 84H112V83H111ZM118 84H117V85H118ZM133 84H135V83H133ZM144 84H145V83H144ZM148 84H150V83H148ZM174 84H175V82H174ZM180 84H181V83H180ZM188 84H190V85H188ZM212 84H213V83H212ZM217 84H216V86H215L214 84H213V85H210V89H213V88H212V86H213V87H217V88H216V90H217V89H220V88L223 86V85H221V87L219 88ZM224 84H225V83H224ZM231 84H228V85H230V87L228 86V88H229L230 90L232 89V88H231ZM259 84H258V85H259ZM26 85H27V84H26ZM39 85L41 86V84H39ZM39 85H38V86H39ZM81 85H82V84H81ZM86 85H87V84H86ZM92 85H93V84H92ZM114 85H115V84H114ZM136 85H137V84H136ZM160 85H161V84H160ZM225 85H226V84H225ZM225 85H224V86H225ZM262 85H263V87H264V84H263V83H262ZM21 86H22V85H21ZM38 86H36V87H38ZM40 86H39V87H40ZM77 86H78V85H77ZM82 86H83V85H82ZM93 86H94V85H93ZM100 86H101V85H100ZM104 86H107V84L104 85ZM134 86H135V85H134ZM147 86H148V85H147ZM149 86H150V85H149ZM162 86H163V85H162ZM182 86H183V85H179V87H181V89H182ZM192 86H191V87H192ZM206 86H207V85H206ZM206 86H205V87H206ZM226 86H227V85H226ZM242 86H241V88H242ZM78 87L80 88V86H78ZM84 87H86V88H82V89H85V91H86V93H87V90H86V89H87L88 87L85 86V85H84ZM89 87H90V86H89ZM108 87H109V86H108ZM108 87H105V88H106V89H109ZM116 87H117V86H116ZM125 87H126V85H125ZM127 87H128L130 90H131V88H132L133 90L135 89V88L132 87V86H131V87L127 86ZM145 87H146V85H145ZM163 87H164V86H163ZM166 87H167V86H166ZM171 87H172V86H171ZM176 87H178V86L176 85ZM202 87H203V86H202ZM202 87H201V88H202ZM205 87H204V90L206 89ZM253 87L250 88V89L253 90ZM21 88H22V87H21ZM33 88H34V87H33ZM62 88H63V87H62ZM66 88H67V86H66ZM66 88H65V90H66ZM69 88H70V86H69ZM69 88H68V89H69ZM113 88H115V87H113ZM123 88H124V87H123ZM123 88H122L121 90H123ZM147 88H148V87H147ZM150 88H151V87H150ZM150 88H149V89H150ZM168 88H169V87H168ZM168 88H167V89H168ZM196 88H198V87H196ZM208 88H209V85H208V87H207V92H208V93H209V92H212L210 89L208 90ZM233 88H234V87H233ZM243 88H244V87H243ZM243 88H242V89H243ZM255 88H256V87H254V89H255ZM22 89H23V88H22ZM36 89H38V88H36ZM48 89H49V88H48ZM68 89H67V90H68ZM72 89H73V88H72ZM90 89H91V88H89V90H90ZM98 89H99V86H98ZM98 89H96V90L98 91ZM101 89H102V88H101ZM101 89H100V90H101ZM117 89H119V87H117ZM129 89H127V90L129 91ZM139 89H140V88H139ZM158 89H160V88H158ZM158 89H157V90H158ZM167 89H166V90H167ZM178 89H179V88H178ZM181 89H180V90H181ZM185 89H186V88H185ZM221 89H222V91H221ZM221 89H220L219 91L223 92L226 88L224 87V89H223V88H221ZM236 89H237V88H236ZM236 89H234V90H236ZM242 89H241V90H242ZM244 89H245V88H244ZM34 90H35V88H34ZM34 90H33V92H34ZM39 90L42 91V89H38V91H39ZM50 90H51V89H50ZM50 90H49V93L51 92ZM63 90H64V89H63ZM65 90H64V91H65ZM70 90H71V89H70ZM103 90H104V89H102L101 91H103ZM111 90H112V89H111ZM114 90L117 92L116 89H114ZM114 90H113V92H114ZM140 90H141V89H140ZM147 90H148V89H147ZM160 90L163 92L162 87H161ZM160 90H159V92H161ZM172 90H174V89H172ZM204 90H203V91H204ZM213 90H215V88H214ZM226 90H227V89H226ZM232 90H233V89H232ZM241 90H240V91H241ZM12 91H13V92H12L11 95H12L13 97H10V96H9V98H10V99L13 98V99L18 100V99H17L18 96H17V97L15 96V95L17 94L18 91L16 90L17 92H16L15 95H14L15 90L12 89ZM55 91H56V90H55ZM68 91H69V90H68ZM97 91H96V92H97ZM101 91H100V92H101ZM108 91H110V90H108ZM128 91H125V92H126L127 94H130V92L128 93ZM135 91H136V89H135ZM148 91H149V90H148ZM148 91H147V92H148ZM151 91H154V90H151V89H150V92H151ZM167 91H169V90H167ZM181 91H182V90H181ZM188 91H189V90H188ZM205 91H206V90H205ZM238 91H239V90H238ZM242 91H243V90H242ZM246 91L248 92L249 89H246ZM22 92H23V91H22ZM33 92H32V93H33ZM47 92H48V91H47ZM53 92H54V90H53ZM69 92H70V91H69ZM72 92H73V91H72ZM94 92H95V91H94ZM96 92H95V93H96ZM100 92H98L99 95L101 94ZM132 92H133V91L131 90V93H132ZM137 92H138V91H136L135 93H137ZM150 92H149V93H150ZM159 92H157V93L160 94ZM162 92H161V93H162ZM164 92H166L165 89H164ZM173 92H174V91H173ZM173 92H172V93H173ZM190 92H191V91H190ZM190 92H188L187 94H185L186 92H185V93L183 92V94H185L184 96H187L188 94L192 96V95L195 94V93H193V91L191 92V94H190ZM213 92H214V93H216V92L218 93V90H217V91H213ZM226 92L230 93V91H228V90L225 91V93H226ZM234 92H235V91H234ZM253 92H255V90H253ZM256 92H257V93H256ZM256 92H255L256 95H257V96H261V98L264 100V96H263V95H264V88H263V91L261 90V91H256ZM260 92H261L262 94H261V95H258V93L260 94ZM19 93H20V92H19ZM23 93H24V92H23ZM32 93H31V94H32ZM38 93H39V92H38ZM49 93H48V97H49V95L52 94V93H50V94H49ZM103 93H104V91H103ZM118 93H119V92H118ZM135 93H134V96H135ZM141 93H142V92H141ZM149 93H148V94H149ZM151 93L153 94L154 92H151ZM192 93H193V94H192ZM223 93H224V92H223ZM244 93H246V92H244ZM250 93H251V92H250ZM20 94H21V93H20ZM40 94H41V93H40ZM46 94H47V93H46ZM53 94H54V93H53ZM57 94H59V92H57ZM57 94H55V95L57 96ZM60 94H61V93H60ZM68 94H69V93H68ZM70 94H71V93H70ZM82 94H83V93H82ZM89 94H90V93H89ZM108 94H109V93H108ZM116 94H117V93H116ZM116 94L113 93V95H115V96H116ZM132 94H133V93H132ZM139 94H140V93H139ZM158 94H156V95H158ZM164 94H165V93H164ZM173 94H174V93H173ZM173 94H172V95H173ZM197 94H198V93H197ZM206 94H207V93H205V96H207ZM211 94H213V93H210V95H211ZM230 94H231V93H230ZM239 94L242 95L243 93H239ZM239 94L237 93L238 96H239ZM21 95H22V94H21ZM63 95H64V94H63ZM66 95H67V94L65 93V96H66ZM101 95H102V94H101ZM105 95H106V92H105L104 96H102V99H103V100L105 99L104 102L106 101V102L108 103V99H110L109 97H110L112 94H111V95L109 94L110 96L107 98V100H106L107 95H106V96H105ZM117 95L120 97V94H117ZM121 95L123 96V93H121ZM153 95H154V94H153ZM177 95H178V93H177ZM177 95H176V97H178ZM213 95H214V94H213ZM213 95H211V96H213ZM232 95H233L234 97L237 96V95H234V93H233ZM251 95H254V94L251 93ZM52 96H53V95H52ZM59 96H61V95H59ZM69 96H70V95H69ZM81 96H83V95H81ZM84 96H85V95H84ZM84 96H83V97H84ZM115 96H114V97H115ZM137 96H141V95H138V94H137L135 97H137ZM167 96H169V95H166V97H167ZM203 96H204V94H203ZM203 96H202V101H203ZM208 96H209V95H208ZM211 96H209V97H207V98H209V102H210V103L212 102V104H213V103H214V104H213V107H212L213 109H212V110L209 109V111H214V109H215V105H216V104H215V102H216V95H214L215 97H214V96L211 97ZM233 96H228V97H229L228 99H230V97H232L231 99H233ZM238 96H237V97H238ZM245 96H246V95H245ZM247 96H248V95H247ZM15 97H16V98H15ZM19 97H20V95H19ZM29 97H31V96H29ZM44 97H45V96H44ZM54 97H55V96H53L52 100L54 99ZM61 97H63V96H61ZM75 97H76V96H75ZM75 97H73V98L75 99ZM77 97H78V96H77ZM85 97H86V96H85ZM85 97H84V98H85ZM90 97H91V96H90ZM103 97H104V98H103ZM123 97H125V96H123ZM142 97H144V96H142ZM161 97H162V96H161ZM161 97H160V98H161ZM164 97H165V96H163V98H164ZM166 97H165V99H164L165 101H166V99H168V98H166ZM187 97L189 98V101H190V100H191V99H190V96H187ZM193 97H194V96H193ZM200 97H201V96H200ZM220 97H221V98H220ZM240 97H241V96H240ZM240 97H238V98L240 99ZM248 97H249L248 100L251 101L252 99H250V96H248ZM248 97H247V98H248ZM9 98H8V99H9ZM50 98H51V97H50ZM71 98H72V97H70V99H69V103H70ZM79 98H81V97L79 96ZM84 98H82V99H84ZM160 98H159V99H160ZM163 98H162V99H163ZM196 98H198V97H196ZM196 98H195V99H196ZM210 98H211V99H212V98H215V99H213L212 101H210ZM217 98H219L221 102L223 101V100H221V99L223 98V99H224V101H223L224 103H226V101L228 100V99L226 100V99L224 98V96H219V97H217ZM245 98H246V97H245ZM245 98H244V100H246V102H247V99H245ZM20 99H21V98H20ZM25 99H26V98H25ZM25 99H24V100H25ZM63 99H65V98H63ZM67 99H68V98H67ZM96 99H98V98H96ZM111 99H113V98H111ZM111 99H110V100H111ZM121 99H122V98H121ZM139 99H140V98H139ZM154 99H155V98H154ZM156 99H157V98H156ZM169 99H170V96H169ZM171 99H172V98H171ZM171 99H170V100H171ZM175 99H177V101H178L179 98H175ZM183 99H184V98H183ZM204 99H206V97H205ZM219 99H218L217 103L220 102ZM231 99H230V100H231ZM239 99L236 98V99H234V100H236L237 102H239ZM255 99H256V98H255ZM21 100H22V99H21ZM21 100H20L19 102H23V101H21ZM43 100H44V99H43ZM48 100H50V99H48ZM52 100H51V102H54V101H52ZM56 100H57V98H56ZM86 100H87V99H86ZM110 100H109V101H110ZM124 100H125V101H123L122 103L125 102V104H126L125 106H127V105H128L127 103H129L130 101H129V99H128V101H129V102H128V101L126 100V98H124ZM130 100H131V99H130ZM136 100H137V99H136ZM160 100H161V99H160ZM164 100H163V102H165ZM196 100H197V99H196ZM198 100H200V99H198ZM58 101H59V100H57L56 102L58 103ZM79 101H80V99H79ZM89 101H90V99H89ZM113 101H114V100H113ZM113 101H112V102H113ZM115 101H116V100H115ZM117 101H118V100H117ZM119 101H122V100H119ZM131 101H133L132 104L136 103V101L133 100V99H132ZM134 101H135V102H134ZM137 101H138V100H137ZM171 101L173 102V100H171ZM186 101H188V100H186ZM207 101H208V99H207ZM231 101H232V100H231ZM236 101H234L235 103L233 102L234 105L237 103ZM252 101H253V100H252ZM16 102L19 103L18 101H16ZM24 102H25V101H24ZM29 102H30V101H28V103H29ZM44 102H45V101H44ZM48 102H49V101H48ZM60 102H61V100H60ZM64 102H65V101H64ZM76 102H77V101H76ZM140 102H141V101H140ZM166 102H168L167 106L169 107V106L171 105V102L168 101V100H167ZM166 102L164 103L165 105H166ZM181 102H182V100H181ZM190 102H191V101H190ZM209 102H208V103H209ZM240 102H241V100H240ZM261 102H263V101H261ZM17 103H16V104H17ZM28 103H27V104H28ZM34 103H35V102H34ZM49 103H50V102H49ZM78 103H79V102H78ZM80 103H82V102L80 101ZM117 103H118V102H117ZM142 103H145V104H146L147 101L145 102L144 100H142V102H141L139 105H138V104H137V105H138L139 107L142 106V108H143V107L146 106V105H141ZM148 103H149V102H148ZM158 103H161V105H162V101H161V102H158ZM204 103H205V102H204ZM204 103L202 102V104H204ZM206 103H207V102H206ZM206 103H205V104H206ZM224 103H223V105H224ZM231 103H232V102H229V104H231ZM233 103H232V104H233ZM250 103H251V102H250ZM257 103H258V105L260 104V103H259V100H258ZM21 104H22V105H23V104L25 105V103H21ZM27 104H26V105H27ZM31 104H32V103H31ZM73 104H74V100H73ZM88 104H90V103H88ZM110 104L113 105V103H110ZM118 104H119V103H118ZM120 104H121V102H120ZM120 104H119V105H120ZM129 104H131V102H130ZM149 104H150V103H149ZM149 104H148V106H150ZM151 104H152V103H151ZM164 104H163V105H164ZM179 104H180V103H179ZM188 104H189V102H188ZM194 104H195V105L197 104V105H199V106L201 107V105L199 104V102L196 103V101H195ZM221 104H222V103H221ZM221 104H220V105H221ZM237 104H238V103H237ZM239 104H240V103H239ZM239 104H238V105H239ZM251 104H252V103H251ZM263 104H264V102H263ZM263 104H262V105H263ZM18 105L21 106L20 104H18ZM26 105H25V106H26ZM29 105H30V104H29ZM29 105H28V106H29ZM36 105H37V104H36ZM45 105H46V103H45ZM49 105H50V104H49ZM59 105H60V104H59ZM59 105H58V106H59ZM69 105H70V104H69ZM75 105L77 106V103H76ZM122 105H123V104H122ZM174 105H176V104H174ZM190 105H191V104H190ZM197 105H196V106H197ZM217 105H219V104H217ZM238 105H237V107L232 105L233 107H235V108L232 107L233 109H232V108H229V109L227 108V109H228L227 113H228V112L231 113V109H232V110L235 109V112H237L236 109L238 108ZM248 105H249V104H248ZM254 105H255V104H254ZM25 106H24V108H25V110H26V107H25ZM51 106H52V105H51ZM51 106H50L49 108H52V110H53V108H54L53 106H54V105H53L52 107H51ZM60 106H61V105H60ZM78 106H79V105H78ZM80 106H81V105H80ZM113 106H114V105H113ZM152 106H153V105H152ZM176 106H179V105H176ZM176 106H174L173 109H174ZM180 106H181V105H180ZM199 106L196 107V108H197V109L200 108ZM208 106H209V105H208ZM208 106H206V107H208ZM210 106H211V105H210ZM221 106H222V105H221ZM240 106H241V105H240ZM29 107H30V106H29ZM32 107H33V106H32ZM32 107L27 108L28 110H26V111H30V109H31V110L34 109V108H32ZM37 107H38V106H37ZM46 107H47V106H46ZM86 107H87V106H86ZM102 107H103V105L101 106V109H102ZM121 107H122V106H121ZM139 107H138L137 111L139 110ZM161 107H163V106H161ZM164 107H165V106H164ZM186 107H187V106H186ZM188 107H189V106H188ZM225 107H226V105H225ZM227 107H229V106H227ZM257 107H258V108H257ZM257 107H256L257 110H259L260 113H262V114L264 115V112H261V109L259 108V106H257ZM263 107H264V105L262 106V108H263ZM22 108H23V107H22ZM38 108H39V107H38ZM38 108H37V109H38ZM49 108H48V109H49ZM61 108H62V107H61ZM64 108H65V107H64ZM77 108L79 109L80 107H76V109H77ZM93 108H94V107H93ZM108 108H109V107H108ZM111 108H112V107H111ZM111 108H109V110H110ZM133 108H134V107H133ZM144 108H146V107H144ZM144 108H143V109H144ZM148 108H149V107H148ZM150 108H151V107H150ZM171 108H172V107H171ZM178 108H179V107H178ZM189 108H190V107H189ZM201 108L203 109V107H201ZM74 109H75V108H74ZM85 109H87V108H85ZM85 109H84V110H85ZM88 109H89V107H88ZM91 109H92V108H91ZM121 109H122V108H121ZM134 109H135V111H136V108H134ZM134 109L131 108V110H132V112H131V111H129L130 109H127V108H126V110H128V111L131 112L132 114L134 113L135 118H136L137 115H139V114L137 113V111H136V112H133ZM143 109H142V111H143ZM146 109H147V108H146ZM176 109H177V108H175V110H176ZM191 109H192V108H191ZM202 109H201V110H202ZM207 109H208V108H207ZM218 109H219V107H216V110H218ZM222 109H224V107H222ZM227 109H225V110H227ZM239 109H242V108L240 107V108H238V110H239ZM245 109H246V108H245ZM98 110H99V109H98ZM114 110H115V109H114ZM126 110H124V113L121 112V117H122V115L124 116L125 113H129V112H126ZM140 110H141V109H140ZM140 110H139L138 112L142 113V111H140ZM159 110H160V108H159ZM162 110H163V109H162ZM169 110H171V109H169ZM175 110H174V111H175ZM178 110H179V109H178ZM180 110H181V108H180ZM204 110H205V109H204ZM204 110H202V111H204ZM229 110H230V111H229ZM262 110H264V108H263ZM35 111H36V110H35ZM54 111H56V110H53V112H54ZM60 111H61V110H60ZM100 111H101V110H100ZM110 111H111V110H110ZM156 111H157V110H156ZM166 111H168V110H166ZM202 111H201V112H202ZM205 111H206V110H205ZM240 111H241V110H240ZM14 112H16V111H14ZM23 112H25V111H23ZM50 112H51V111H50ZM53 112H52V114H53ZM62 112H63V111H62ZM87 112H88V111H87ZM90 112H92V111L90 110ZM94 112H95V111H94ZM103 112H104V111H103ZM103 112L101 111V114H102ZM112 112H114V111L112 110ZM143 112H144V111H143ZM145 112H146V111H145ZM175 112H176V111H175ZM182 112L185 113L186 111H182ZM215 112H217V111H214V114H217V113H218V112H217V113H215ZM219 112H220V111H219ZM223 112L225 113L226 111H222V113H223ZM233 112H234V111H232L231 114H232V115L234 114L233 117H235V115H237V113H233ZM242 112L244 113L245 111H242ZM255 112H256V111H255ZM17 113H18V112H16L15 114L12 113L11 115H15V116H16ZM25 113H26V112H25ZM27 113H28V112H27ZM32 113H33V112H32ZM66 113H67V112H66ZM92 113H93V112H92ZM92 113H91V114H92ZM115 113H116V112H115ZM115 113H114V114H115ZM119 113H120V112H119ZM135 113H136V114H135ZM156 113H157V112H156ZM184 113H183V114H184ZM186 113H187V112H186ZM212 113H213V112H212ZM212 113H207V112H206V115L208 114V116H209V114H211V115H210V117H211V116L214 115V114H212ZM29 114H30V112H29ZM48 114H50V113H48ZM52 114H51V116H52ZM69 114H71V113L69 112ZM85 114H86V112H85ZM87 114H88V113H87ZM143 114H145V116H146V113H143ZM165 114H167V113H165ZM168 114H169V113H168ZM175 114H176V113H175ZM175 114H174L173 116H175ZM179 114H181V112H180ZM179 114L177 113L176 116H178ZM192 114H195V113H192ZM202 114H204V113H202ZM220 114H221V113H220ZM220 114H217V116L219 117ZM239 114L241 115L242 113H238V115H239ZM244 114H245V113H244ZM250 114H251V113H250ZM22 115L24 116V114H22ZM32 115H33V114H32ZM32 115H31V116H32ZM76 115H77V114H76ZM99 115H100V114H99ZM107 115H109L108 112H107ZM129 115H131V114H129ZM134 115H133V116H134ZM150 115H151V114H150ZM185 115H186V114H184V116H185ZM189 115H190V114H189ZM226 115H227V114H226ZM226 115H222V116H224L223 119L225 118V120H226V117L229 116L230 114L227 115V116H226ZM238 115H237V116H238ZM245 115H246V114H245ZM15 116H14V118H15ZM23 116H22V117H23ZM25 116H26V115H25ZM54 116H55V115H54ZM56 116H57V114H56ZM59 116H60V114H59ZM59 116H58V117H59ZM78 116H79V115H78ZM84 116H85V115H84ZM100 116H101V115H100ZM104 116H106V115H104ZM111 116H112V115H111ZM111 116H110L109 118H111ZM119 116H120V115H119ZM171 116H172L171 114H170V116L168 115V117H171ZM176 116H175V117H176ZM190 116H192L191 118H194V117H193L194 115H190ZM199 116H200V115H198V119L196 118L197 121H199ZM208 116H206V117H208ZM214 116H215V115H214ZM217 116H216V117H217ZM225 116H226V117H225ZM230 116H231V115H230ZM4 117H5V116H4ZM17 117H19V114H17L16 118H17ZM35 117H36V116H35V114H34V118H35ZM121 117L118 118V119H121ZM125 117H126V115H125ZM166 117H167V116H166ZM166 117H165V119H168V120L170 119V118H166ZM175 117H173V118H175ZM186 117H187V116H186ZM188 117H189V116H188ZM201 117H202V116H201ZM231 117H232V116H231ZM233 117H232V119H233ZM240 117H241V116H240ZM240 117H238V118H240ZM9 118H10L11 121H14V120H13V119H14L13 117H12L13 119H11V117H9ZM36 118H37V117H36ZM36 118H35V119H36ZM56 118H57V117H56ZM64 118H65V117H64ZM72 118H73V117H72ZM85 118H86V117H85ZM97 118H98V117H97ZM109 118H107V119H109ZM122 118H124V117H122ZM135 118H134V117L132 118V121H133V122H134ZM150 118H151V117H149L148 120H151ZM176 118H177V117H176ZM184 118H185V117H183V118H181V119L179 118V119L182 120V119H184ZM191 118H190V119H191ZM214 118H215V117H214ZM241 118H242V117H241ZM241 118L238 119V120H240V122L235 120L236 122H238V124H237V123H236V124L233 123L232 121H234V120L231 121L230 118H227V119L230 120L229 122H232V123H233V124H232V126H233V125H239V123L243 125L244 122L242 121ZM246 118H247V117H246ZM7 119H8V118H6L5 120H7ZM17 119H18V118H17ZM26 119L29 120L30 118H29V119L26 118ZM35 119H34V120H35ZM51 119H52V118H51ZM58 119H59V118H58ZM58 119H57V120H58ZM60 119H61V118H60ZM100 119H101V118H100ZM102 119H104V118L102 117ZM105 119H106V118H105ZM107 119H106V120H107ZM133 119H134V120H133ZM136 119H137L136 121H139V120L143 119V117H141V118L139 117V120H138V117H137ZM186 119H187V118H186ZM202 119H203V118H202ZM202 119H201V120H202ZM243 119H244V118H243ZM30 120H32V117H31ZM36 120H38V119H36ZM52 120H53V119H52ZM85 120H86V119H85ZM122 120H123L122 122H125V123L128 122V121H126V120H127L126 118H125V119H122ZM212 120H213V118H212ZM228 120H227V121H228ZM16 121H17V120H16ZM16 121H14V122H16ZM18 121H19V119H18ZM55 121H56V119H55ZM73 121H74V120H73ZM88 121H89V120H88ZM129 121H130V119H129ZM166 121H167V120H166ZM209 121H211V119L208 120V122H209ZM217 121H218V120H217ZM217 121H216V122H217ZM221 121H222V118H221V120H220V123H221ZM241 121H242L243 123H241ZM244 121H245V120H244ZM9 122H10V121H9ZM29 122H30V121H29ZM53 122H54V121H53ZM81 122H82V121H81ZM100 122H101V121H100ZM119 122H120V120H119ZM133 122H131V123H133ZM145 122H146V121H145ZM150 122H151V121H150ZM17 123H18V122H17ZM19 123H20V122H19ZM24 123H25V122H24ZM30 123H33V122H30ZM40 123H41V122H40ZM42 123H43V122H42ZM54 123H55L54 127H55V126L57 127L58 125H56V122H54ZM128 123H129V122H128ZM128 123H127V126H126L127 128L129 127V124H128ZM139 123H140V122H139ZM141 123H143V120H141ZM153 123H154V122H153ZM165 123H166V122H165ZM169 123H170V121H169ZM169 123H168V124H169ZM246 123H247V120H246ZM246 123H245V124H246ZM253 123H254V122H253ZM262 123H264V121H263ZM10 124H11V123H10ZM12 124H13V122H12ZM12 124H11V126H12ZM14 124H15V123H14ZM21 124H22V122H21ZM33 124H34V123H33ZM70 124H71V123H70ZM76 124H78V123H76ZM88 124H89V122H88ZM88 124H87V126L89 127ZM91 124H92V123H91ZM91 124H90V125H91ZM100 124H101V123H100ZM105 124H107V123H105ZM135 124H138V123L131 124L130 126L132 127V125H135ZM160 124H161V123H160ZM183 124H184V123H183ZM202 124H203V123H202ZM206 124H208V123L206 122ZM245 124H244V126H245ZM24 125H26V124H24ZM38 125H39V124H38ZM73 125H74V124H73ZM78 125H80V124H78ZM78 125H76V126H75V129H74V128H73V129H74V130H77V128L79 129V127H81V125L84 126V124H82V123H81L80 126H78ZM150 125H151V124H150ZM150 125H149V126H150ZM200 125H201V124H200ZM242 125H241V126H242ZM19 126H20V125H19ZM19 126H17L18 129H20ZM34 126H35V124H34ZM77 126H78V127H77ZM91 126H92V125H91ZM91 126L89 127L90 129L93 128V126H92V128H91ZM95 126H96V125H95ZM116 126H117V125H116ZM120 126H122V125L120 124ZM185 126H188V125L186 124ZM191 126H192V125H191ZM198 126H199V125H198ZM220 126H221V125H220ZM222 126H223V125H222ZM222 126H221V127H222ZM227 126H228V125H227ZM227 126H226V128H227ZM1 127H2V126L0 125V128H1ZM13 127H15V125H13ZM23 127H24V126H23ZM23 127H22V128H23ZM41 127H42V126H41ZM56 127H55V128H56ZM58 127H59V126H58ZM70 127H71V126H70ZM70 127H69V129H70ZM85 127H86V126H84V128H85ZM118 127H119V126H118ZM126 127H125V128H126ZM136 127L138 128V126H136ZM196 127H197V126H196ZM221 127H220V128H221ZM242 127H243V126H242ZM242 127L239 128V129H240V130L244 129V128H242ZM251 127H252V126H250V127L248 128V130H250ZM257 127H258V126H257ZM261 127H262V126H260V128H261ZM3 128L5 129V127H3ZM3 128H1V129H3ZM17 128H15V129H17ZM36 128H37V127H36ZM63 128H64V127H63ZM71 128H72V127H71ZM81 128H82V127H81ZM89 128H87V131H88ZM102 128H103V127H102ZM116 128H117V127H116ZM129 128H130V127H129ZM134 128H135V127H134ZM137 128L134 129V132H135V130H137ZM171 128H172V127H171ZM188 128H189V127H188ZM192 128H193V127H192ZM199 128H200V127H199ZM202 128H203V126H202ZM217 128H218V127H217ZM258 128H259V127H258ZM4 129H3V130H4ZM9 129H10V128H9ZM27 129H28V131H29L31 128H27ZM34 129H35V128H34ZM41 129H42V128H41ZM57 129H58V131H59V128H57ZM60 129H62V128H60ZM85 129H86V128H85ZM95 129H96V128H95ZM130 129H131V128H130ZM138 129H140V128H138ZM167 129H168V128H167ZM169 129H170V127H169ZM179 129H181V128H179ZM186 129H187V128H186ZM221 129H224V128H221ZM239 129H238V130L235 129V128L231 129L232 131L235 130V131H233V132H232L230 129H229V130L231 131V133H233V134L236 133V135H237L236 130L239 131ZM23 130H25V128H24ZM23 130H22L21 132H23ZM38 130H39V129H38ZM38 130H37V131H38ZM74 130H73L72 132L75 133ZM81 130H83V129H81ZM107 130H108V129H107ZM109 130H110V129H109ZM143 130H144V129H143ZM181 130H185V128L183 127ZM201 130H202V129H201ZM229 130H228V131H229ZM248 130L246 129V131L248 132V134H247V139L249 138L248 135H250L249 132H251V134H254V133H255V131H253L254 133H252V130H250V131H248ZM253 130H254V128H253ZM262 130H264V127H263ZM4 131H7V130H4ZM33 131H34V130H33ZM33 131L31 130L32 133H33ZM67 131H69V130L67 129ZM77 131H78V130H77ZM85 131H86V130H85ZM85 131H84V132H85ZM87 131H86V132H87ZM120 131H121V130H120ZM166 131H167V132H170V131H168V130H166ZM171 131H172V129H171ZM188 131H189V130H186L185 132L183 131V134H188ZM190 131H191V128H190ZM212 131L214 132L213 129H212ZM223 131H224V132H223ZM228 131L222 130V134H224L225 132H228ZM230 131H229V132H230ZM246 131H245V132H246ZM1 132H2V130H1ZM1 132H0V134H1ZM8 132H9V131H8ZM15 132H16V131H15ZM15 132H14V133H15ZM38 132L40 133V132H42V130H41V131L39 130ZM89 132H90V130H89ZM93 132H94V131L91 130L90 133H93ZM132 132H133V130L130 131V133H132ZM134 132H133V135H134ZM180 132H181V131H180ZM186 132H187V133H186ZM219 132H220V131H219ZM219 132H218V133H219ZM239 132H242V131H239ZM245 132L243 131L242 133H238V134H242V135H238V137L240 138V137L243 136V138H245L246 136L244 137V135H243V133L245 134ZM261 132H262V131H261ZM17 133H18V131H17ZM17 133H16V134H17ZM64 133H65V132H64ZM66 133H67V132H66ZM74 133H73L72 135H74ZM80 133H81V132H80ZM97 133H98V131H97ZM99 133H101V132H99ZM99 133H98L97 136H99ZM130 133H129V134H130ZM181 133H182V132H181ZM205 133H206V132H205ZM214 133H215V132H214ZM231 133H230L229 135H231ZM258 133H259V132H258ZM258 133H257V134H258ZM2 134H3V132H2ZM2 134H1L0 136H2ZM11 134H13V133H11ZM16 134H14V135H16ZM26 134H28V133H26ZM43 134H46V133H42V135H43ZM70 134H71V132H70ZM70 134H69V135H70ZM115 134H116V133H115ZM118 134H119V133H118ZM125 134H126V133H125ZM165 134L167 135V133H165ZM183 134H182V136H183ZM192 134H193V133H192ZM209 134H210V133H209ZM209 134H208V135H209ZM227 134H228V133H227ZM260 134L262 135L263 132L260 133ZM28 135H29V134H28ZM32 135H33V134H32ZM32 135H31V136H32ZM80 135H81V134H80ZM93 135H94V134H92V136H93ZM101 135H102V134H101ZM107 135H108V134H107ZM120 135H121V134H120ZM120 135H119V136H120ZM166 135H165V137H166ZM179 135H180V134H179ZM205 135H206V134H205ZM218 135L220 136V133H219ZM218 135H217V136H218ZM224 135L226 136V134H224ZM224 135H222V136H224ZM229 135H228L227 137L230 138ZM255 135H256V134H255ZM5 136H6V135H5ZM17 136H18V135H16V137H17ZM29 136H30V135H29ZM34 136H35V135H34ZM34 136H33V137H34ZM115 136H116V135H115ZM124 136H125V135H124ZM177 136H178V135H177ZM180 136H181V135H180ZM187 136H191V134H190V135L188 134ZM217 136H215L214 139H215ZM231 136H232V135H231ZM250 136H251V135H250ZM253 136H254V135H253ZM253 136H252V138H253ZM263 136H264V134H263ZM263 136H261V137H263ZM9 137H10V134H9ZM9 137H8V138H9ZM13 137H14V136H13ZM13 137H12V138H13ZM33 137H32L31 139H33ZM45 137H46V136H45ZM45 137H43V138L45 139ZM66 137H68V136H66ZM106 137H108L107 140H109L110 136H106ZM106 137H105V138H106ZM135 137H136V136H135ZM152 137H153V136L150 137L151 140L154 138V137H153V138H152ZM220 137H221V136H220ZM220 137H217L215 140H218ZM5 138H6V137H5ZM12 138H11V139H12ZM40 138H42V136H41ZM70 138H71V136H70ZM70 138H69V140H71ZM73 138H74V137L72 136V139H73ZM115 138H116V137H115ZM196 138H197V136H196ZM231 138H232V137H231ZM239 138H238V139H239ZM243 138H242V139H243ZM257 138H258V137H257ZM9 139H10V138H9ZM14 139H15V138H14ZM44 139H41V140L43 141ZM75 139H76V138H75ZM110 139H111V138H110ZM113 139H114V138H113ZM117 139H118V138H117ZM206 139H207V138H206ZM211 139H213V137H211ZM232 139H234L235 141H238L237 138H234V137H233ZM232 139H229L228 141H226V139H225V141H226V142H229V141H230V143H231V140H232ZM236 139H237V140H236ZM5 140H6V139H5ZM37 140H38V139H37ZM67 140H68V139H67ZM69 140H68V141H69ZM119 140H120V139H118V141H119ZM188 140H189V139H188ZM188 140H186V142H187ZM209 140H210V138L208 139V141H209ZM244 140H245V139H244ZM260 140H261V139H260ZM263 140H264V139H262V141H263ZM1 141H2V140H1ZM1 141H0V142H1ZM64 141H65V139H64ZM64 141H63V142H64ZM71 141L73 142V140H71ZM81 141H82V140H81ZM109 141H111V140H109ZM114 141H115V140H113V142H114ZM116 141H117V140H116ZM121 141H122V140H121ZM183 141H184V140L182 139V141H180V142H182V144H183V143H184ZM195 141H198V138H197V140H195ZM225 141H223L224 143L222 142V143H223L222 145L226 147L227 145H224V144H225ZM232 141H233V140H232ZM252 141H253V140H252ZM39 142H40V141H39ZM79 142H80V141H79ZM79 142H77V143H78V146L80 145ZM107 142H108V141H107ZM119 142H120V141H119ZM119 142H118V143H119ZM122 142H123V141H122ZM152 142H153V141H152ZM162 142H163V144L165 145L164 141H162ZM162 142H161V143H162ZM176 142H178V140H177ZM186 142H185V143H186ZM209 142H210V141H209ZM245 142H247V140H245ZM43 143H44V141H43ZM45 143H46V142H45ZM70 143H71V142H70ZM73 143H74V142H73ZM73 143H71V144L67 143V144H69V145L72 146ZM85 143H86V142H85ZM95 143H97V142H95ZM101 143H102V142H101ZM101 143H100V144H101ZM123 143H124V142H123ZM126 143H127V142H126ZM132 143H134V142H132ZM153 143H154V142H153ZM236 143H238V144L241 145V142H240V143H239V142H236ZM242 143H243V142H242ZM250 143H251V142H250ZM258 143H259V142H258ZM0 144L2 145V142H1ZM5 144H6V143H5ZM5 144H4V146H5ZM46 144H47V143H46ZM46 144H45V145H46ZM82 144H84V143H82ZM87 144H88V143H87ZM93 144H94V143H92V147L95 148V146H93ZM98 144H99V142H98ZM102 144H103V143H102ZM105 144H106V143H105ZM105 144H104V146H105ZM113 144L115 145V143H113ZM142 144H143V143H142ZM187 144H188V142H187ZM226 144H228V143H226ZM245 144H247V143H244L243 145L245 146ZM1 145H0V146H1ZM65 145H66V143H65ZM74 145H75V143H74ZM90 145H91V142H90ZM106 145H108V144H106ZM116 145H117V144H116ZM118 145H119V144H118ZM131 145H132V144H131ZM148 145H149V144H148ZM148 145H147V146H148ZM185 145H186V144H185ZM216 145H217V147H218V145H219V140H218V144H216ZM216 145H215V147H216ZM247 145H248V144H247ZM247 145H246V146H247ZM250 145H251V144H250ZM262 145H264V143H262ZM82 146H85V144L82 145ZM87 146H89V145H86V146H85L86 149H87ZM96 146H97V144H96ZM219 146H220V145H219ZM223 146H221V147H222L221 150H218V151H220V153H221L222 150H224V148H225V147L223 148ZM228 146H229V147H228ZM228 146H227L228 149H229L228 151L231 152V151H232L231 148H230L231 145H228ZM241 146H242V145H241ZM241 146H239V148H240ZM246 146L244 147L245 149H246ZM33 147H34V146H33ZM46 147H47V146H45V148H46ZM65 147H66V146H65ZM68 147H69V146H68ZM97 147H98V146H97ZM97 147H96V148H97ZM106 147H108V146H106ZM111 147H112V146H111ZM111 147H110V149L108 148L109 151L112 150V149L114 148V146H113V148H111ZM148 147H151V146L149 145ZM154 147H156L155 144H154ZM154 147H153V148H154ZM185 147H186V146H185ZM217 147H216V148H217ZM221 147H220V148H221ZM0 148H1V147H0ZM5 148H6V147H5ZM30 148H32V147H30ZM72 148H73V147H72ZM79 148H81V146H80ZM89 148H91V147H89ZM93 148H92V149H93ZM104 148H105V147H104ZM247 148L250 149L249 146H247ZM73 149H74V148H73ZM81 149H82V148H81ZM114 149H115V148H114ZM117 149H118V147H117ZM121 149H124V147L121 148ZM147 149H148V148H147ZM190 149H191V148H190ZM190 149H189V150H190ZM242 149H243V146H242ZM242 149H241V150H242ZM248 149H247V150H248ZM30 150H31V149H30ZM65 150H67V151H71V150H69V149H65ZM76 150H77V149H76ZM76 150H75V151H76ZM84 150H85V149H84ZM84 150H83L82 152H81V151H80V152L83 153ZM89 150H90V149H89ZM89 150H87V152H88ZM93 150L95 151V149H93ZM104 150H105V149H104ZM104 150L101 151V152L107 154V153H106V150H105V151H104ZM115 150H116V149H115ZM156 150H158V149L156 148ZM181 150H182V149H181ZM192 150H194V149H192ZM239 150H240V149H239ZM241 150H240V151H241ZM247 150H242L243 154H241V155H239V156H241L240 159H243V163H244V164L246 165V167L248 168V166H247L248 163L246 164V162H244V160H245V159H244V157H245V156H244V154H245L244 152H248V153L250 152L249 150H248V151H247ZM32 151H34V148L31 150V153H35V152H32ZM72 151L74 152V150H72ZM94 151H93V152H94ZM123 151H124V150H123ZM127 151H128V150H127ZM187 151H188V150H187ZM228 151L226 150V153H227ZM76 152H77V151H76ZM85 152H86V150H85ZM89 152H90V151H89ZM91 152H92V151H91ZM91 152H90V153H91ZM115 152H116V151H115ZM117 152H118V151H117ZM121 152H122V151H121ZM121 152H120V153H121ZM162 152H163V150H162ZM168 152H169V150H168ZM189 152H190V151H189ZM232 152H233V151H232ZM254 152H255V151H253V153L250 152L248 155H246L247 157H245V158H246V159L248 158V161H249V162H250V160H252V159H249V158H250V157H249L250 154L252 155L251 158H254V157L257 155V153L255 152V154H254ZM70 153H71V152H69L68 154H70ZM90 153H89V154H90ZM97 153H99V152H97ZM103 153H102V154H103ZM111 153H112V152H111ZM215 153H216V152H215ZM222 153H223V152H222ZM240 153H241V152H239L238 154H240ZM71 154H72V153H71ZM76 154H77V153H76ZM85 154H86V153H85ZM85 154H81V155L85 156ZM95 154H96V153H95ZM108 154H109V153H108ZM150 154H151V153H150ZM190 154H191V153H190ZM200 154H201V153H200ZM223 154H224V153H223ZM223 154H221L222 156H220V154H219V157H220V158L223 157V158L225 159L227 156H225L226 154H225V155H223ZM229 154H230V153H229ZM246 154H247V153H246ZM73 155H74V154H73ZM81 155H79V154L76 155V156H78V159H76V161H77V160L80 161V160H79V157H80ZM93 155H94V154H93ZM96 155H97V154H96ZM113 155H114V154H113ZM161 155H162V154H161ZM192 155H193V154H192ZM231 155H233V154L231 153ZM251 155H250V156H251ZM253 155H254V157H253ZM263 155H264V154H263ZM263 155H261L262 158H263ZM100 156H101V155H100ZM106 156H107V157H108V156L110 157V155H106ZM164 156H165V155H164ZM176 156H178V155H176ZM187 156H188V155H187ZM187 156H186V160H187ZM224 156H225V157H224ZM90 157H91V156H90ZM90 157H89V159H90ZM92 157H93L92 160H93V162L95 163V165L97 164L96 161H97V160L99 161V159L102 158V157L97 158L98 156H95V158H96V161H95V160H94V156H92ZM107 157H106L104 160H106ZM112 157H113V156H112ZM115 157H116V156H115ZM191 157H192V156H191ZM193 157H195V156L193 155ZM219 157H218V159H219ZM76 158H77V157H76ZM81 158H82V157H81ZM81 158H80V159H81ZM144 158H145V157H144ZM182 158H183V157H182ZM182 158H181V159H182ZM223 158L221 159V162L224 160ZM234 158H235V155H234ZM236 158H237V157H236ZM236 158H235V161H237V162L239 161V164L241 165L240 168H242V167L244 168V166H242L240 160H239V159L236 160ZM255 158H256V157H255ZM262 158H261V160H262ZM83 159H84V157H83ZM85 159H86V158H85ZM87 159H88V157H87ZM133 159H134V158H133ZM107 160H108V159H107ZM219 160H220V159H219ZM78 161H77V162H78ZM83 161H84V160H83ZM246 161H247V160H246ZM248 161H247V162H248ZM253 161H256V160L253 159ZM80 162H81V161H80ZM84 162H85V161H84ZM86 162L88 163L87 160H86ZM90 162H92V161L90 160ZM93 162H92V163H93ZM99 162H100V161H99ZM99 162H98V163H99ZM130 162H131V161H130ZM136 162H137V161H136ZM184 162H186V161H184ZM193 162H194V159H193ZM251 162H252V161H251ZM251 162H250L248 165L251 166ZM75 163H76V162H75ZM92 163H91V164H92ZM189 163H190V162H189ZM197 163H198V162H197ZM217 163H218V162H217ZM229 163H230V162H229ZM229 163H228V164H229ZM232 163H233V162H232ZM234 163H235V162H234ZM254 163H255V162L252 163V166L254 165ZM79 164H80V163H77V165L80 167ZM101 164H102V160H101ZM184 164H185V163H184ZM184 164H183V165H184ZM191 164H192V162H191ZM193 164H194V163H193ZM228 164H227V165H228ZM82 165H84V168H85L86 165H85V164H82ZM92 165H93V164H92ZM97 165H98V164H97ZM102 165H103V164H102ZM151 165H152V164H151ZM181 165H182V164H181ZM205 165H206V166H204V167L202 168V170H203L205 167H206V168H205L204 170H207V165H208V164H205ZM235 165H236L235 167H237V168L239 169L237 163H236ZM260 165H263V163L260 164ZM88 166H90V164H89ZM174 166H175V165H173V168H174V170H175V167H174ZM177 166H178V165H177ZM177 166H176V167H177ZM230 166H231V163H230ZM250 166H249V168L252 169ZM82 167H83V166H82ZM93 167H96V166H93ZM98 167H99V166H98ZM168 167H169V166H168ZM201 167H202V166H201ZM201 167H200V168H201ZM215 167H216V166H215ZM217 167H219V169H220V166H219V165H217ZM253 167H254V166H253ZM259 167H260V166H259ZM80 168H81V167H80ZM84 168H83V169H84ZM96 168H97V167H96ZM173 168H172V169H173ZM183 168H184V166H183ZM233 168H234V167H233ZM233 168H232V169H233ZM243 168H242V169H243ZM86 169H87V168H85V170H86ZM185 169H186V168H185ZM238 169H237V171H235L236 169L233 170V171L236 172V173H234V174H237V172L239 171ZM242 169H241V170H242ZM253 169H254V168H253ZM253 169H252V171H253V173L255 174V172H254L255 169H254V170H253ZM73 170H74V169H73ZM93 170H94V169H93ZM95 170H96V169H95ZM95 170H94V171H95ZM170 170H171V169H170ZM176 170H177V169H176ZM176 170H175V172H176ZM178 170H179V169H178ZM178 170H177V172H178ZM181 170H182V169H181ZM181 170H180V172H181ZM260 170H261V169H260ZM186 171H187V169H186ZM243 171H246V169L244 168ZM243 171H242V172H243ZM249 171H250V170H249ZM252 171H251V173H252ZM35 172H36V171H35ZM40 172H41V171H40ZM170 172H171V171H170ZM172 172H173V171H172ZM180 172H178L179 174L177 173L178 175H175V174H174V175L177 176V178H179L178 176H179L180 174H182V172H181V173H180ZM183 172H184V170H183ZM194 172H195V171H194ZM220 172H221V171H220ZM131 173H132V172L130 171V174H131ZM188 173H189V171L187 172V174H188ZM198 173H199V172H198ZM245 173H247V171H246V172H243L244 176H245ZM130 174H129V175H130ZM172 174H173V173H172ZM183 174H184V173H183ZM183 174H182V175H183ZM234 174L232 173L233 176H234ZM129 175H128V176H129ZM165 175H166V174H165ZM174 175H173V176H172V175H169V176H170V177H171V176L174 177ZM185 175H186V174H185ZM239 175L242 176V177L244 178V176L241 175V173H239ZM239 175L237 174L238 177H239ZM248 175H250L249 172H248V174H247L246 177H248ZM126 176H127V175H126ZM237 176H236V177H237ZM255 176H256V180H257V179L259 178V176H258V177H257V175H255ZM170 177H168V178H170ZM172 177H171L170 179H172ZM180 177H181V175H180ZM182 177H183V176H182ZM182 177H181V178H182ZM222 177H224V176H222ZM231 177H232V176H231ZM238 177H237L236 179H238ZM250 177L252 178L253 175L251 174V175L248 177V179L246 178V179L248 180V182H246V183H247L248 186H249L248 189L250 190V192H253V191L250 189V188H251V187H250V184L253 183V182H252V183H249V182H250L249 180L251 179ZM177 178H176V179H177ZM183 178H184V177H183ZM217 178H218V176H217ZM227 178L229 179V177H227ZM234 178H235V176H234ZM243 178H242V180H243ZM249 178H250V179H249ZM174 179H175V178H174ZM174 179H172V180H174ZM232 179H233V178H232ZM79 180H80V179H79ZM180 180H182V179H180ZM203 180H204V179H203ZM253 180H254V179H253ZM256 180H255V181H256ZM33 181H34V180H33ZM155 181H156V180H155ZM155 181H154V182H155ZM182 181H183V180H182ZM186 181H187V180H186ZM206 181L208 182V180H206ZM229 181H230V180H229ZM245 181H246V180H245ZM257 181H258V184L261 183L262 186H263V184H264L263 182H260L259 180H257ZM137 182H139V180H138ZM173 182H174V181H173ZM175 182H176V181H175ZM178 182L180 183V181H178ZM202 182H203V181H202ZM202 182H201V184H202ZM235 182H236V181H235ZM240 182H241L242 184H241V186H239V188L243 187L242 185H245L243 181L240 180ZM240 182H237V183H240ZM147 183H148V182H147ZM147 183H146V184H147ZM176 183H177V182H176ZM179 183L177 184V185H178V186H177V187H178V190H179ZM182 183H183L182 187H183L184 185L186 186V184H184V182H182ZM182 183H180V185H181ZM214 183H215V182H214ZM216 183H217V181H216ZM231 183H233V181H231ZM237 183H236V184H237ZM135 184H137V183H135ZM138 184H139V183H138ZM163 184H164V183H163ZM208 184H209V183H208ZM221 184H223V183H221ZM229 184H230V183H229ZM233 184H235V183H233ZM236 184H235V185H236ZM141 185H142V184H141ZM152 185H153V183H152ZM187 185H188V184H187ZM216 185L219 186L218 184H216ZM216 185H215V186H216ZM225 185H226V184H225ZM235 185H234V186H235ZM239 185H240V184H239ZM163 186H165V185H163ZM173 186H174V185H173ZM175 186H176V185H175ZM185 186H184V187H185ZM195 186H196V185H195ZM236 186H237V185H236ZM236 186H235V187H236ZM184 187H183V188H184ZM200 187L202 188V186H200ZM226 187H228V185H226ZM230 187L232 188V186H230ZM253 187L255 188V186L252 185V188H253ZM126 188H127V187H126ZM128 188H129V187H128ZM128 188H127V189H128ZM131 188H132V187H131ZM131 188H129V189H131ZM168 188H169V187H168ZM174 188H175V187H174ZM183 188H182V191L184 192ZM186 188H187V186H186ZM215 188H216V187H215ZM224 188H225V187H224ZM244 188H245V187H244ZM254 188H253V189H254ZM260 188H262V187H259V185H258V189H259V190H260ZM21 189H22V188H21ZM136 189H137V188H136ZM152 189H153V188H152ZM165 189H166V188H165ZM184 189H185V188H184ZM229 189H230V188H229ZM242 189H243V188H242ZM255 189H257V188H255ZM263 189H264V188H263ZM226 190H227V192L229 193L228 189H226ZM129 191H130L131 195L134 193V192H132L133 190H129ZM135 191H136V190H135ZM179 191L182 192V191H181V188H180ZM223 191H224V189H223ZM242 191H243V190H242ZM244 191L246 192V190H244ZM166 192H167V191H166ZM231 192H232V191H231ZM231 192H230V193H231ZM233 192H234V193H238L239 191L237 192V191L235 190V191H233ZM245 192H242V193H244V196H243V194H242L241 196L246 197V196H245ZM261 192H263V191L261 190ZM140 193H141V192H140ZM142 193H143V192H142ZM170 193H172V192L170 191ZM185 193H186V192H185ZM185 193H184V196H185V198H186ZM189 193H190V192H189ZM234 193H232V194H234ZM247 193H249V192L247 191L246 194H247ZM2 194H3V193H2ZM134 194H137V193L135 192ZM134 194H133V195H134ZM154 194H155V192H154ZM172 194H173V193H172ZM178 194H179V193H178ZM182 194H183V193H182ZM240 194H241V192H240ZM240 194H239V196H240ZM56 195H57V194H56ZM125 195H126V193H125ZM140 195H141V194H140ZM173 195H174V194H173ZM179 195H180V194H179ZM187 195H188V192H187ZM189 195H190V194H189ZM208 195H209V194H207V196H208ZM230 195H231V194H230ZM234 195H235V194H234ZM253 195H254V194H253ZM253 195H252V196H253ZM52 196H53V195H52ZM123 196H124V195H123ZM150 196H151V194H150ZM158 196H159V193H158ZM180 196H182V195H180ZM180 196H179V197H180ZM226 196H228V195L226 194ZM226 196H225V197H226ZM231 196H233V195H231ZM248 196H249V198L246 197V198H247V201H248V200L251 201V199H250L251 194L248 195ZM125 197H126V196H125ZM125 197H124V198H125ZM179 197H178V198H179ZM188 197H189V196H188ZM190 197H191V196H190ZM197 197H198V196H197ZM229 197H230V196H229ZM254 197H255V195L253 196V198H254ZM260 197H261V196H260ZM8 198H9V197H8ZM12 198H13V197H12ZM127 198H128V197H127ZM163 198H164V197H163ZM183 198H184V197H183ZM185 198H184V202H185L184 204H186V201H187V199L185 200ZM230 198H231V197H230ZM251 198H252V197H251ZM253 198H252V199H253ZM55 199H56V198H55ZM140 199H141V198H140ZM169 199H171V198H169ZM188 199H189V198H188ZM192 199H193V197H192ZM199 199H200V198L198 197L197 200L199 201ZM214 199H215V198H214ZM214 199H213V201L216 202V205H218L217 202H218L219 199H218L217 201H215ZM13 200H14V199H13ZM15 200H16V199H15ZM59 200H60V199H59ZM135 200H136V199H135ZM141 200H142V199H141ZM149 200H150V199H149ZM151 200H152V199H151ZM151 200H150V201H151ZM200 200L202 201V199H200ZM255 200H256V201H254V199H253L252 202L254 201L255 204L257 205V203H258V201L260 200V198H259V197H258V198H255ZM257 200H258V201H257ZM8 201H10V200H8ZM170 201H171V200H170ZM170 201L167 200V201H164V202H170ZM190 201H191V200H190ZM210 201H212V199H211ZM213 201H212V202H213ZM221 201H222V200H221ZM20 202H22V201H20ZM48 202H49V199H48ZM70 202H71V201H70ZM72 202H73V200H72ZM136 202H137V201H136ZM136 202H135V204H136ZM161 202L163 203V201H161ZM188 202H189V201H188ZM254 202H253V203H254ZM256 202H257V203H256ZM260 202H261V200L259 201V204H258V205H260V207H261V206H264V204L261 205L262 203L260 204ZM142 203H143V201H141V203L138 204V205H139V210H140V205H141ZM199 203H201V202L199 201ZM199 203H198V204H199ZM210 203H211V202H210ZM222 203H223V207H222V208H224V201H223ZM225 203H227L226 200H225ZM231 203H232V202H231ZM244 203H245V202H244ZM250 203H251V202H250ZM13 204H14V203H13ZM15 204H16V203H15ZM15 204H14V205H15ZM18 204H19V202H18ZM53 204H54V203H53ZM135 204L133 203V205H135ZM168 204H170V203H168ZM201 204H202V203H201ZM214 204H215V203H214ZM228 204H230V202H229ZM48 205H50V203H49ZM148 205H149V204H148ZM151 205H152V204H151ZM151 205H150V206H151ZM173 205H174V203H173ZM209 205H210V204H209ZM212 205H213V204H212ZM219 205H221V204H219ZM240 205H241V204H240ZM246 205H247V204H245L244 206H246ZM250 205H251V204H250ZM258 205H257V206H258ZM126 206H127V205H126ZM206 206H207V205H206ZM237 206L239 207V205H237ZM247 206H248V205H247ZM247 206H246V207H247ZM7 207H8V206H7ZM136 207H137V206H136ZM214 207H215V205H214ZM226 207H227V205H226ZM246 207H245V208H246ZM249 207H252V205L249 206ZM137 208H138V207H137ZM141 208H142L141 210L144 211V209H143V205H142ZM148 208H149V207H148ZM170 208H171V207H170ZM170 208H169V210H171ZM216 208H217V207H216ZM257 208L260 209L259 207H257ZM257 208H255V210H256ZM128 209H129V208H128ZM133 209H134V208H133ZM191 209L193 210V208H191ZM218 209H220V208H218ZM250 209H254V208L252 207V208H250ZM258 209H257V210H258ZM263 209H264V208H263ZM263 209H261L262 212L264 211ZM130 210H131V209H130ZM160 210H161V208H160ZM183 210H184V209H183ZM211 210H212V209H211ZM221 210H224V209H221ZM226 210H227V209H226ZM255 210H254V211H255ZM143 211H142V212H143ZM153 211H154V210H153ZM163 211L166 212V210H164V208H163ZM171 211H172V210H171ZM207 211H208V209H207ZM219 211H220V210H219ZM239 211H242V212H243V209L241 210V209L239 208ZM247 211H248V210H247ZM254 211H253V212H254ZM259 211H260V210H258L257 212H259ZM30 212H31V211H30ZM34 212H35V211H34ZM139 212H140V211H139ZM165 212H164V213H165ZM220 212H221V213H224V212H222V211H220ZM220 212H219V213H220ZM242 212H241V214H242ZM257 212H256V213H257ZM262 212H261V213H262ZM132 213H133V212H132ZM136 213H137V212H136ZM219 213H217L216 216H218ZM225 213H226V211H225ZM230 213H231V212H230ZM230 213H229V214H230ZM243 213H244V212H243ZM249 213H250V212H249ZM261 213H259V214H261ZM45 214H46V213L44 212L43 215H45ZM134 214H135V213H134ZM154 214H155V211H154ZM165 214H166V213H165ZM212 214H213V213H212ZM244 214H245V213H244ZM262 214H264V213H262ZM160 215H162V214H160ZM225 215H226V214H225ZM232 215H233V214H232ZM232 215L230 214L229 216H232ZM234 215H235V214H234ZM238 215H239V213H238ZM238 215H237V216H238ZM247 215H248V214H247ZM247 215H246V216H247ZM48 216H49V215H48ZM48 216H45V218L48 217ZM50 216L52 217L51 214H50ZM50 216H49V220H50V218H51ZM156 216H157V215H156ZM163 216H164V215H163ZM177 216H179V215H177ZM209 216H210V214H209ZM214 216H215V214H214ZM219 216H221V214H220ZM256 216H257V215H255V217H256ZM157 217H158V216H157ZM160 217H161V216H160ZM160 217H159V218H160ZM210 217H212V216H210ZM226 217H227V218H226ZM226 217H225L226 219L224 218L223 221H224V220H228V216H227V215H226ZM248 217H249V216H248ZM41 218H42V217H41ZM43 218H44V217H43ZM43 218H42V219H43ZM45 218H44V219H45ZM220 218H221V217H220ZM222 218H223V217H222ZM222 218H221V219H222ZM244 218H246V217H244ZM244 218H242V219H243V220H246V219H244ZM115 219H116V218H115ZM188 219H190V218H188ZM214 219H215V218L213 217V220H214ZM231 219H232V217H231ZM237 219H238V218H237ZM0 220H1V219H0ZM18 220H20V219H18ZM24 220H25V219H24ZM26 220H27V219H26ZM46 220H47V218H46ZM113 220H114V218H113ZM137 220H138V219H137ZM146 220H148V219H146ZM167 220H168V219H167ZM191 220H192V219H190L189 222H191ZM196 220H199V219H196ZM209 220L212 221V218L209 219ZM235 220H236V218H235ZM22 221H23V220L21 219V223H22V225H23L24 222H22ZM41 221H42V220H41ZM151 221H152V220H151ZM160 221H161V219H160ZM162 221H163V220H162ZM162 221H161V222H162ZM165 221H166V220H165ZM184 221H185V220H184ZM237 221H238V220H237ZM246 221L249 222V220H246ZM252 221H253V220H252ZM252 221H251V223H252ZM167 222H168V221H167ZM193 222H195V221L193 220ZM193 222H191V224H192L193 226L196 225V226L198 227V226H200V225H204L203 221L200 222V223L198 222L199 225H197V223L194 225ZM206 222H208V221H206ZM213 222L215 223L214 226L218 223V222L216 223V219H215ZM225 222H226V221H225ZM225 222H224V223H225ZM244 222H245V221H244ZM244 222H243V223H244ZM253 222H254V221H253ZM255 222H256V221H255ZM255 222H254V224H256ZM13 223H17L16 220H15ZM19 223H20V222H19ZM21 223H20V224H21ZM25 223H26V221H25ZM25 223H24V224H25ZM127 223H128V221H127ZM144 223H145V222H144ZM158 223H159V219H158ZM162 223H164V221H163ZM208 223L210 224V221H209ZM238 223H239V222H238ZM20 224H19V225H20ZM123 224H124V223H123ZM146 224H148V222L145 223V225H146ZM159 224H161V223H159ZM164 224H165V223H164ZM164 224H161V227H162V225H164ZM169 224H171V223H169ZM185 224H186V223H185ZM187 224H188V223H187ZM211 224H212V223H211ZM211 224H210V225H211ZM236 224H237V223H236ZM247 224L250 225L249 223H247ZM252 224H253V223H252ZM252 224H251V225H252ZM257 224H259V223H257ZM7 225H8V224H7ZM22 225H21V226H22ZM30 225H31V224H30ZM112 225L115 226L113 223H112ZM173 225H174V224H173ZM218 225L220 226L221 224H218ZM218 225H217V226H218ZM230 225H231V224H230ZM240 225H241V224H240ZM242 225H243V224H242ZM251 225H250V227H251ZM260 225H261V224H260ZM262 225H263V224H262ZM110 226H111V224H110ZM121 226H122V225H121ZM121 226H120V227H121ZM139 226H140V225L138 224V227H139ZM143 226H144V224H143ZM154 226H155V225H154ZM156 226H157V225H156ZM166 226H167V225H166ZM226 226H227V225H226ZM234 226H235V223H234ZM12 227H13V226H12ZM24 227H25V225H24ZM24 227H22V228H24ZM123 227H124V225L122 226V229H123ZM134 227H135V226H134ZM197 227H196V228H197ZM211 227H212V226H211ZM227 227H228V226H227ZM235 227H236V226H235ZM237 227H238V225H237ZM241 227H242V226H241ZM245 227H247V226H245ZM245 227H243V228H245ZM250 227H249V228H250ZM255 227H256V226H255ZM255 227H254V229H257V228H255ZM258 227H259V225H258ZM260 227H262V226H260ZM260 227L258 228L259 230L262 229V228H260ZM263 227H264V225H263ZM145 228H146V227H145ZM198 228H200V230L198 229L199 233H202L201 231H205L204 226H203V227L200 226V227H198ZM202 228H204V230H202ZM213 228H214V227H213ZM229 228H230V227H229ZM249 228H248V229H249ZM7 229H8V228H6V230H7ZM9 229H10V228H9ZM15 229H16V227H15ZM19 229H20V227H19ZM124 229H125V228H124ZM124 229H123V230H124ZM139 229H141V228L139 227ZM139 229H138V230H139ZM152 229H153V227H152ZM159 229H160V231H161L162 228H159ZM159 229H158V230H159ZM217 229H218V228H217ZM222 229H223V228H222ZM234 229H235V228H234ZM237 229H238V228H237ZM251 229H252V228H251ZM263 229H264V228H263ZM125 230H126V229H125ZM125 230H124V231H125ZM128 230H129V228H128ZM128 230H126V231H128ZM142 230H143V229H142ZM153 230H154V231H153ZM153 230H152L153 232H155V230H156V232H157V229H156V228L153 229ZM213 230H214V229H213ZM219 230H220V229H219ZM219 230H218V231H219ZM232 230H233V229H232ZM245 230H247V228H246ZM249 230H250V229H249ZM252 230H253V229H252ZM252 230H251V235L253 234V233H252V232H253ZM7 231H8V230H7ZM7 231H6V235H7V233L10 232L11 230L8 231V232H7ZM124 231H123V232H124ZM160 231H159V232H160ZM221 231H222V230H221ZM228 231H229V229H228ZM237 231H238V230H237ZM254 231H255V230H254ZM257 231H258V230H257ZM262 231H263V230H262ZM13 232H14V231H13ZM166 232H167V231H166ZM166 232L163 231V233H166ZM168 232H169V231H168ZM223 232H225V231H223ZM230 232H231V230H230ZM238 232H241L240 229H239ZM1 233H3L2 228H1ZM1 233H0V234H1ZM10 233H11V232H10ZM16 233H18V232H16ZM180 233H181V232H180ZM203 233H205V232H203ZM226 233H227V232H226ZM226 233H224V234L227 235L228 233H227V234H226ZM234 233H235V232H234ZM244 233H245V232H244ZM107 234H108V232H107ZM127 234H128V233H127ZM149 234L151 235V233H149ZM160 234H161V233H160ZM194 234H196V233H194ZM206 234H207V233H205V235H206ZM213 234H214V233H213ZM230 234H231V233H230ZM241 234H242V232H241ZM241 234H240V235H241ZM260 234H262V232H260ZM4 235H5V234H4ZM8 235H9V234H8ZM109 235H110V233H109ZM114 235H115V234H114ZM152 235H153V234H152ZM152 235H151V236H152ZM158 235H159V233H158ZM202 235H203V238L205 239V238H206L205 235H204V234H202ZM207 235H208V234H207ZM207 235H206V236H207ZM220 235H221V234H220ZM231 235L233 236V234H231ZM137 236H138V233H137ZM147 236H148V238H150L151 241L154 242V240H155V237H154V236H152V239H151V237H149V235H146V238H147ZM171 236H172V235H171ZM218 236H219V235H218ZM222 236H223V235H222ZM222 236H221V237H222ZM228 236H229V235H228ZM237 236H238V238L241 239V237H240L239 235H237ZM237 236H235V238H236ZM256 236H257V235H255V237H256ZM3 237H4V236H3ZM9 237H10V236H9ZM139 237H140V236H139ZM160 237H161V236H160ZM199 237H200V236H199ZM216 237H217V236H216ZM219 237H220V236H219ZM242 237H243V236H242ZM4 238H7V236L4 237ZM36 238H38V237H36ZM144 238H145V237H144ZM192 238H195L194 235H193ZM200 238H201V237H200ZM214 238H215V237H214ZM214 238H213V239H214ZM243 238H244V237H243ZM253 238H254V237H253ZM256 238H258V237H256ZM124 239H125V237H124ZM157 239H158V237H157ZM157 239H156V240H157ZM159 239H160V238H159ZM175 239H176V238H175ZM204 239H203V241H204ZM213 239H212V240H213ZM216 239H217V238H216ZM226 239H228V238L226 237ZM230 239H232V238H230ZM230 239H228V240L231 241ZM254 239H255V238H254ZM3 240H4V239H3ZM137 240H138V239H137ZM143 240H144V239H143ZM191 240H194V239H191ZM201 240H202V238H201ZM218 240H219V239H218ZM233 240H237V238H236V239H233ZM255 240H256V239H255ZM48 241H49V240H48ZM109 241L111 242V240H109ZM131 241H132V240H131ZM131 241H129V243H130ZM135 241H136V239H135ZM157 241H158V240H157ZM179 241H180V240H179ZM196 241H198L197 238H196ZM226 241H227V240H226ZM239 241H240V240H239ZM262 241H263V240H262ZM0 242H1V241H0ZM121 242H122V241H121ZM121 242H119V243H121ZM155 242H156V241H155ZM164 242H165V241H164ZM199 242L202 244L201 241H198V243H199ZM205 242H206V240H205ZM207 242H208V236H207ZM212 242H213V241H212ZM212 242H210V243H212ZM215 242H216V241H215ZM227 242H228V241H227ZM232 242H233V241H232ZM236 242H237V241H236ZM236 242H235V243H236ZM241 242H243V241H241ZM241 242H239V244H241ZM246 242H247V241H246ZM248 242H249V241H248ZM251 242H252V241H251ZM112 243H114V242L112 241ZM131 243H132V242H131ZM131 243H130V244H131ZM183 243H184V242H183ZM249 243H250V242H249ZM263 243H264V241H263ZM48 244H49V243H48ZM135 244H136V243H134V245H135ZM145 244H146V243H145ZM236 244H237V243H236ZM236 244H235V246L238 245V244H237V245H236ZM110 245H111V244H110ZM137 245H138V244H136V246H137ZM161 245H162V244H161ZM184 245H185V244H184ZM212 245H213V244H211V246H212ZM214 245H215V243H214ZM216 245H217V244H216ZM243 245H244V244H243ZM243 245H242V246H243ZM246 245H247V243H246ZM252 245H253V244H252ZM34 246H35V245H34ZM159 246H160V244L158 245V248H159ZM207 246H208V245H207ZM232 246H233V244H232ZM240 246H241V245H240ZM130 247H131V245H130ZM130 247H127V248H125V249H128L129 251H131V250H130ZM141 247H142V246H141ZM141 247H140V248H141ZM146 247H148V245H146ZM153 247H154V246H153ZM166 247H167V246H166ZM182 247H183V246H182ZM218 247H219V246H218ZM237 247H238V246H237ZM237 247H236V248H237ZM247 247H248V246H247ZM251 247H252V246H249V248H251ZM255 247H256V245H255ZM120 248H121V247H120ZM136 248H137V247H136ZM154 248H156V247H154ZM160 248H161V247H160ZM187 248H188V247H187ZM205 248H206V247H205ZM239 248H240V247H239ZM243 248H244V250L247 249V248H245V247H243ZM249 248H248V249H249ZM261 248H262V247H261ZM261 248H260V249H261ZM131 249L134 250L132 247H131ZM183 249H184V248H183ZM215 249H216V248H215ZM218 249L220 250V248H218ZM237 249H238V248H237ZM254 249H255V248H254ZM263 249H264V246H263ZM137 250H138V249H137ZM139 250H140V249H139ZM143 250H144V249H142V251H143ZM148 250H149V249H148ZM150 250H151V248H150ZM165 250H166V248H165ZM189 250L191 251L192 249L190 248ZM209 250H211V249H209ZM255 250H257V249H255ZM65 251H66V250H65ZM118 251H119V250H118ZM140 251H141V250H140ZM142 251H141V252H142ZM155 251H156V250H155ZM161 251H162V250H161ZM184 251H185V249H184ZM187 251H188V250H187ZM193 251H194V250H193ZM205 251H206V250H205ZM205 251H204V252H205ZM229 251H230V249H229ZM252 251H253V250H252ZM260 251H261V250H260ZM131 252H132V251H131ZM150 252H153V251H150ZM158 252H159V250L157 251V254H158ZM178 252H179V251H178ZM185 252H186V251H185ZM188 252H189V251H188ZM191 252H192V251H191ZM208 252H209V251H208ZM214 252H215V251H214ZM216 252H217V251H216ZM231 252H232V254H233V250H231ZM254 252H255V251H254ZM261 252H262V251H261ZM251 253H252V252H251ZM255 253H257V252H255ZM131 254H132V253H131ZM131 254H130V255H131ZM143 254H144V253H143ZM155 254H156V253H155ZM159 254H161V253L159 252ZM184 254H185V253H184ZM211 254H212V252H211ZM211 254H210V255H211ZM232 254H231V255H232ZM236 254H237V252H236ZM238 254H239V253H238ZM248 254H249V253H248ZM261 254H262V253H261ZM117 255L119 256L120 253H118ZM170 255L172 256V254H169V256H170ZM181 255H182V254H181ZM226 255H228V254H226ZM226 255H225V257L228 258V256H226ZM234 255H235V253H234ZM249 255H250V254H249ZM140 256H141V255H140ZM145 256H146V255H145ZM157 256H158V255H157ZM166 256H168V255H166ZM193 256H195V254H194ZM229 256H230V254H229ZM238 256H239V255H237V256L235 255V257H237V258L240 259V257H238ZM241 256H242V255H241ZM254 256H255V255H253L252 257H254ZM256 256H257V255H256ZM136 257H137V256H136ZM138 257H139V256H138ZM148 257H149V255H147V257H145V258H148ZM172 257H173V256H172ZM183 257H184V256H183ZM203 257H204V256H203ZM210 257H211V256H210ZM243 257H244V255H243ZM257 257H258V256H257ZM23 258H24V257H22V259H23ZM46 258H47V256H46ZM48 258H49V257H48ZM117 258H118V257H117ZM125 258H126V257H125ZM145 258H144V260H145ZM186 258L189 259L187 256H186ZM226 258H225V259H226ZM245 258H246V257H245ZM12 259H13V258H12ZM148 259H150V257H149ZM158 259H159V258H158ZM212 259H213V258H212ZM214 259H215V258H214ZM241 259H242V258H241ZM247 259H248V258H247ZM247 259H245V260H247ZM250 259H251V258H250ZM250 259H249V260H250ZM118 260H119V259H118ZM140 260H141V259H140ZM155 260H157V257L155 258ZM168 260H169V259H168ZM184 260H185V258H184ZM191 260H192V259H191ZM204 260H206V258H204ZM215 260H216V259H215ZM236 260H237V259H236ZM249 260H248V261H249ZM251 260H252V259H251ZM251 260H250V261H251ZM62 261H63V260H62ZM146 261H148V260H146ZM152 261H153V260H152ZM152 261H150V262H151L152 264H154ZM162 261H163V260H162ZM186 261H187V260H186ZM186 261H185V262H186ZM207 261L209 262V260H207ZM213 261H214V260H213ZM233 261H235V260H233ZM250 261H249L248 263L251 264L252 262H254V259H253V261H251V262H250ZM261 261H262V259H261ZM11 262H12V261H11ZM129 262H130V261H129ZM190 262H191V261H190ZM216 262H217V261H216ZM246 262H247V261H246ZM12 263H13V262H12ZM64 263H65V262H64ZM162 263H164V262H162ZM205 263H206V262H205ZM205 263H204V264H205ZM209 263H210V262H209ZM209 263H208V264H209ZM256 263H257V259H256L255 264H256ZM258 263H259V262H258ZM262 263H263V262H262ZM117 264H118V263H117ZM148 264H150V263H148ZM210 264H212V263H210ZM219 264H220V262H219ZM226 264H227V263H226Z\"/></svg>",
	"mask_w": 264,
	"mask_h": 264
}]
</instances>
